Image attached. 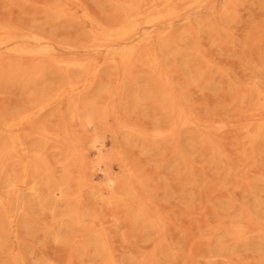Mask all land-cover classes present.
I'll return each mask as SVG.
<instances>
[{
  "label": "rangeland",
  "instance_id": "obj_1",
  "mask_svg": "<svg viewBox=\"0 0 264 264\" xmlns=\"http://www.w3.org/2000/svg\"><path fill=\"white\" fill-rule=\"evenodd\" d=\"M50 1L52 2L53 0H0V23H1L0 24V27L1 26L8 27V26H5V25H9L8 28H10L13 32H16V34L19 35V37H21L20 38L21 40L19 42L20 43H23V44L28 43L29 47L33 48L34 50L40 49V47L42 45H43V47L47 46V47L54 48L55 53L56 54L58 53L56 57H58L57 59H60V60H61V58L62 59H65L66 58L63 55H66L68 57L69 56L68 54H72L74 56L76 54L75 57L72 56V55H70V57H68L69 58V61L73 60L76 57L79 58L78 60H81V57L83 58L82 55L84 53H86V55L87 54H90L92 56V57L90 56V58H89V55H88V58L84 56V59L87 58L86 59L87 61L88 60L89 61H92L93 60V62H94V60L97 59V60H95V63L96 64L94 63V65H95V67H98L97 70H99L100 73H101V74L98 73V75L99 76L102 75V76L101 77L98 76V77L94 78L95 80L94 79L93 80H94V82L97 81L96 82L97 84L100 81V83L98 84V86L101 88L102 85H104L103 88H102V90H106L107 89L106 87H108L107 92H109V93L111 92V93L110 94L108 93L109 96L106 95L107 94L106 91H103L102 92V90L99 87H97V84L96 83L95 84L93 83L91 86H93V85H96V86H94L93 88L91 87L90 89H92V90L94 89V91L92 92V90L91 91L88 90L89 92L88 91H85L84 94L87 95V96H89L91 94H92V96L93 95L96 96V94H99L100 95L101 92H102L104 95L101 94V96L103 95L104 98L107 97L108 99L107 98L106 99H104V98L102 99L101 96H96V97H100L102 99V101H105V100H107V102L109 101L108 103H111V105L113 103V108H112L113 110L111 109V111H110V114L112 113L111 115H113V116L110 115L111 119L109 118V122H111V123H110V125H108L107 129L112 125V123L114 125L115 124V121L117 123H116V125H114V127H112L113 125L111 126L112 127L111 128L112 131H110L108 129V131L106 133V137H105V142H104V145L105 146H104V149H103L102 153L100 154V156H102L103 158H105L106 160H108L107 171L105 172V174L103 172H100V171H95L94 173H92V176L90 175L89 179L93 181V182L91 181V184H93V186H95V185H96L95 187L98 186L97 187L98 189L100 188V186L105 185V183H106V177L107 176L108 177H111L112 176L111 178H114V176H115V178H120V176H121L120 179H124L125 180L124 182H126V181L128 182L130 180V184H129V182L128 183L127 182L125 183V185H126L125 189L127 188L128 184L130 185V187L128 186L129 190L131 188L133 189V190H130L131 192L129 191V194H128L129 196L128 195H124L125 197L127 196V198L124 199L125 197L123 198V194H122V191H121L120 188H119V190L117 189L119 192L117 190L115 191V195L118 194L117 196H119V200H121L120 195L122 194V196H121L122 199L124 201H126V200L128 201V197H130L129 199H135L137 195H139V196L141 195L142 196L145 193V195H143L144 197H142L140 200H139V197H137L136 201L137 200H139L138 202H141L142 201V202H144V203L147 204L146 206H148L150 204L149 206L151 208H153L152 206H154V205L157 207L156 208L154 206V208H153V209L156 208L155 210H157V212H154L155 210L153 211V209H151V208H150L151 210L148 209L149 206L147 207V211L148 212L151 211L152 214L154 212L153 215L151 213H149L152 216L151 218H149L150 215H148L149 220H151V222H152L151 225L153 226V224L155 222H157L158 224L155 223V226L157 225L156 226L157 228L155 229V228L150 227L151 226L150 224L148 225V227H146L147 225H145V224H147V223L144 222V221H141V220L139 221V223L140 222H144L143 224L142 223H140V224L137 223L138 220H134L132 218L133 217L132 216V214H133L132 212H133V209L134 208H129L128 207L129 208L128 209L127 207H124V205H121L123 203L122 201L120 202L121 204H119V202H118L119 200H117L118 197L117 198L113 197L111 199V196H113L114 193H113V195L111 194V196L110 195L109 196L107 195L108 198L106 199V201H101L100 199H97L98 200L97 203L100 202V204L98 205V204L95 203L97 200L94 201L98 197H95V194L92 195V196H89V192L87 191L88 189L84 187V189H86V191L84 190L83 192H84L86 198L83 201V203L85 202L84 204L85 205L87 204V205L85 206L86 207L85 208L83 206V204L80 202L82 204V206L79 203L80 206L78 204L79 207H77L76 211H79V212L83 211L84 212L86 210H89V211H86L87 214H85V215L81 212L82 213L81 214V218H82L81 221H83V220H86L87 221V223H86V221L82 222V225L84 224L83 226L86 225L85 226V229L80 224L81 223V221H80L79 223H77L78 225L76 224L78 226V228H75L77 226L76 225H73L75 227H73V226H72V228L71 227H66L67 228L66 229V228H64L65 225H61V226H63V228H64L63 230H65V231L60 230L62 227L59 226V225H57V222L56 221H58L60 218L61 219H64L65 218L63 216H62L63 218L61 217V214H63V212L65 211V209H62L61 208V206L63 204V202H61L62 199L60 201H58L59 202L58 204H61L60 205V208L62 210H64V211H61V209L59 208L60 210L57 209L58 212L57 211L56 212H53L52 210L43 211L41 209L40 210L42 212L41 211L39 212V208L36 206V208L34 209L35 211H37L36 216L34 214L33 217L31 218V216L33 214V211H30V212H32V214L31 213L29 214L31 216H29L27 214V216L25 218V221H24V223L25 222H28V223L22 225V223H23V221H22L21 223L18 224V222L20 220L19 221L17 220L18 222H16L13 227L9 226L8 223H7V221H4V220H6L8 218V214H12V213H10L11 211H7V210L4 211L5 208H2L4 210H3V213H1L2 210H0V214L3 216L4 219L1 217V215H0V217L2 218V221H4V222H2L1 221V218H0V221L2 222V223H0L1 224L0 225V232H7L8 234L7 233H3V234L1 233L2 235L5 234L3 237H1V235H0V246L1 245H4V246H2L3 248L2 247L0 248V259H1L2 254H3V256L5 255V257H2V260H0V262L2 261L0 264H5V262L8 261V260H9L8 261V264L9 263L10 264H20V263L21 264H25L26 262H27V264H32V263L33 264H35V263L37 264V263H39L38 261H40V263L42 262V264L43 263L44 264L45 263L46 264H49V261H50V264H68V262H70L69 260H71V258H74L75 259V256L73 257V255H68L69 257L70 256H72V257L69 258L67 256V259L69 258L68 259V262H67V259L65 257L66 254H67L66 252L69 251V250L71 252L73 250L72 249L73 247H74V250L77 248L76 249L77 251L75 250V254L74 255H76L78 253V255L80 254L79 255L80 258H81V256L82 257L83 256H86V255H83V252L86 251L85 248L87 249V252L89 250H91L90 252H93L94 253V249H95L94 246H93V241L94 240L92 239L94 236L97 238V240L99 238V240L101 241L100 244L101 243L106 244L107 248L104 245V247H102V248L100 246V249L104 250V252L106 251V253H104V252H102V253L105 254L106 257L108 256L107 257L108 258L107 259L108 261L106 259L104 260V258H106V257L103 254H101L99 252H97V254H96V250H95V254H92V253L90 254V252H89V255L87 254L88 255L87 256V259H89L90 261L87 260L85 257L81 258V259H83V260H81L79 258V256H77L80 259V261H82V262L80 263L79 259L77 260V258H76V260L78 262H75L74 263L75 260L73 261V259H72V261H73V263L71 261L72 264H98V263L99 264L100 263L101 264H104L105 261L107 262L106 264H108V263L109 264L110 263L111 264H142V262H144L145 264H149L148 262H150V264H264V255L262 257V255L259 254L262 250H263L262 252H264V245H263L264 243L261 240V239H263V241H264V238H263L264 237V148H263L264 146H262V144L264 143V141L262 140L264 138H262V137H264V135H261L262 137L260 136L259 138H257L259 140V142H261V140H262L263 143L261 145H258L257 139H255L256 141L252 140L258 124L263 122V120H261L262 119L261 117L262 116L264 117V113H262V112H264V109H262L263 110V111L261 110V113L262 114H260V111H259V114H258V116L260 115L259 117L261 119L260 118L259 119H260L261 122H259V120L252 121V119H253L252 116H255L254 114L252 115V111L254 110L253 112L255 113V109L259 107V106H256V105H258V104L260 105L259 98L256 96V94L254 92V87H255V89L261 90L262 93H263V95H264V88H262V86L264 87V84H263L264 83V81H263L264 79H262V77L264 76V74H262V72L264 73V69L261 68V67L264 68V65H263L264 64V61L262 60V58L264 59V0H238L239 1L238 4H237V0H235L234 2H233V0H231V2H233L234 8H233V5L231 3L227 4L228 2H230V0H228V1L227 0H216V1H214V0H211V1L210 0L209 1L206 0L205 3L204 2L203 3L201 2L200 4H202V5L200 7H198V8L196 6L189 8V6H187V4H188L187 1H190V0H181V5H183V4H185V5L182 6L181 8H179L180 6H178L179 16H177L173 20H170V21H168L166 23V24L169 23L168 26H170V30H171L168 35H166L164 33L157 34V32H154L156 28L155 27L153 28V26H151V25H149L147 23L144 24L145 23V20H143V17H140L142 20L141 19H138V21H139V22H137V23H139V24H137V26L139 28L138 31H140L139 33H140L141 37H145L146 35L147 36L149 35V41H148V43L142 44L143 47L139 43L140 46H138V48L139 47H142V51H143V52H140L141 49L139 48L140 49L139 52H140V54L141 53L142 54H145L147 52H149V54L151 52L152 53L155 52L154 53L155 55L157 54L156 55V62L155 63L159 64V62H160L159 65L161 67L159 65H157L160 68L158 67L159 68L158 71H155V72H156V74L158 72L159 75L162 74V75L159 76V78L157 76L158 74L156 76H157L158 79L163 78V80H164L163 82H160L162 79H160V81L157 80L156 76H154L155 75V72L154 71H153L154 72V75L151 72V69L148 72L147 69L151 68V67H149L151 65L149 64L150 62H148L149 60H146L145 59V61H143L144 60L143 57H145V55L143 56L141 54L142 55L141 58H143L142 60H141L140 57L139 58L136 57L135 60L136 61H139V62H136V61L133 62V60H134L133 59L131 62H133L134 64L136 63V64L135 65L131 64V67H133V68H131V67H129V68H131L132 70L128 68V70H126V71L122 69V66L121 65H118L119 64V63H117L118 60L116 62H114L112 60V53H114V50L115 49H116L115 52H120L119 49H121V48H123V49H129L137 41L130 42V43H127L125 45L117 44V43H112V42L111 43L109 42L108 44H110V45H108L107 42H103L102 43L101 41H99V43H98V41H97L98 44H95L96 45V47H95V45L93 44V40H94L93 38H94V36H93V32L91 31V26H90L89 22L86 21L85 19H82L80 21L78 20V22H77V19L84 18V16L83 15L81 16L80 14H82L83 11H84V13H86L85 10L87 8H88V10H89V8L93 10V12L91 10H89V12L91 11L92 13L91 12H90V14H89V12L87 13L88 15H90L91 18H92V14L98 8H99V10H97L98 12H96V13H98L99 16L101 15L102 12L109 13V15L113 12L114 14H111V17H113V15H114L113 18H115V15L117 14L116 11H118V15L121 16L120 12H122L123 9L121 10L119 5L126 4L124 2L125 1L127 2L128 0H111V1L109 0V2L107 0L108 4L106 3V0H105V2L103 0H101V1L99 0L100 3H98V0H96V2H94V0H82V1H84V3H83L84 5L83 6H85L86 8L82 6V1L81 0L80 1L79 0H73V1L71 0L69 2H68V0H64L65 1L64 5L67 3L65 5L66 7L64 5L63 6H60L59 3H61V5L63 4V1L60 2L61 0L60 1L57 0V2H59V3H56V1L54 0L53 1L54 3L52 2L53 5H52V3ZM77 1H79V2H77ZM115 1L116 2L118 1V2L116 3ZM185 1H186L187 4L185 3ZM76 2H77V4H75ZM182 2H184V3H182ZM212 2H214L215 5L214 4H211ZM47 3H51V4L49 5ZM69 3H70L71 6L70 5L68 6ZM71 3H73V4H71ZM102 3H103V5H101V6L103 7V9L100 10V8H102L100 6V4H102ZM110 3L111 4L113 3L112 5H114V8L115 9H112L113 7L110 8L112 6ZM98 4H99L100 7L99 6L98 7H95V5L97 6ZM105 4L107 6H110V5L111 6L110 7H106ZM117 4H118V6H116ZM207 4H209L208 7L206 6ZM210 4H211V7L212 8L209 7ZM226 4H227V6H226ZM235 4H237V7H236ZM51 5H52V7L50 9V6ZM57 5H59V6H57ZM176 5H175V7L177 8ZM178 5H180V4H178ZM204 5H205V7H204ZM212 5H214V7ZM47 6L49 8H47ZM53 6H55L58 9V11H61V10H59L60 7L62 9L65 8V10H68L69 13H67V14L65 13L66 15H68L67 16L68 18L67 19L65 18L66 15L63 12H61V15L64 14L65 16L64 15H63L64 17L60 16V13H58L57 11H55L56 8L54 10H52L54 8ZM79 6H81V7H79ZM223 6H226L228 8L223 7ZM230 6H232V7H230ZM94 8H96V9H94ZM104 8H105V10H104ZM107 8H110L111 10L109 9L110 11L107 12ZM204 8H206V9L208 8V10H205ZM44 9H46V10H44ZM213 9H214V11H213ZM223 9H224V11H223ZM221 10H222V14H221ZM99 11H102V12L99 13ZM50 12L51 13H53V12L58 13V15H59L58 19H60V21H58V19H57V16L58 15L55 14V13L53 15L56 16L55 18L57 20H55V18L52 19V17H49L51 15ZM115 12H116V14H115ZM223 12L225 13V16H223ZM231 12H232L233 15H231ZM72 13H74V14H72ZM104 13H102L104 15L103 16L104 18H106V16H109L108 14H104ZM197 13H198V15H197ZM206 14H207V16L209 14L210 15L207 17V16H205ZM227 14H230V15H227ZM73 15H74V17H73ZM98 15L94 16L93 19H95V17L96 18L98 17V19L100 18L99 21L102 20V19H104V18H102V15L100 17ZM217 15L220 18H218ZM120 16H117L118 19L120 18L118 21L115 20V19H112V18L107 19L108 17L106 18L107 19L106 21L107 22L108 21L109 22L111 21L112 23L115 21L114 24L117 25L116 23L117 22H120V20L122 19ZM204 16H205V18H204ZM69 17L71 19H69ZM209 17H211L210 18L211 24H210V21L209 20L207 21V19H206V18L209 19ZM227 17H228V20H230V21H225V23H227L228 25L227 24L225 25L224 23L221 24V22H224V20H227ZM230 17H232V18H230ZM62 18H65L66 21L68 22V23L65 22V23H67L65 25V28L67 26L66 29H68V26H69V29L72 27L70 30H67L66 31V29L63 27L64 25L63 24H60V22L61 23H64V22H62L63 21ZM74 18L75 19L77 18V19L74 20ZM220 19H222L223 21L222 20L219 21ZM53 20H54L55 24L58 23V24H60V26L63 25L61 27V29H60V27H58V24L56 25L57 26V28H56V26L54 25V22L50 25V23ZM70 20H74L75 22H77L76 25H78V23H80L79 24L80 26L78 25L79 28L75 25V22L74 21H73L74 23L72 25V23H70L71 22ZM83 20H84V22H83ZM174 20H176V21L174 22ZM4 21H6V22H4ZM96 21L99 22L97 19H96ZM104 21H105V19H104ZM202 21L204 23L205 22L206 23L209 22L210 25L208 23L207 24L206 23L205 24L204 23H201ZM109 22H108L107 25L103 21L102 22L100 21L99 23H101V24L104 23L103 25L105 27H107V26L110 27L113 24L111 23L110 26H109ZM213 23H215V25H213V26H216V27H211ZM11 24H13L16 27H14L13 25L11 27L10 26ZM42 24L44 25L43 28H44L45 31L42 28ZM203 24H204V26L206 25V27L209 28V29H207L206 27L202 26ZM32 25H34V27ZM37 25H40L41 27H39ZM52 25H54V26H52ZM146 25H148L149 27L146 26ZM47 26L49 28L51 26V29L56 28V29H54V30H56V32L59 29V31L57 32L58 34L54 30L51 31V30L47 29L48 28ZM73 26H74V28H73ZM75 26L79 30H77V28ZM140 26H142V27L140 28ZM80 27H83V28H80ZM161 27L162 26H159V28H158L157 31H159L160 29H162ZM18 28H19V31L17 30ZM32 28H34V29H32ZM35 28H36V30H35ZM62 28L65 29V30H63ZM174 28H176V29L173 30ZM213 28H215L214 30L217 29L218 32H219L220 29L222 30V28H223L224 30L220 31V35L222 36V35H224V34H226L228 32V37H227V35H224L225 38H221L220 36L218 37V34L219 33L216 31V33H218V34L216 35V37H214V36L213 37L214 38H218V39L216 40V39L210 38L211 36L209 37V35L207 36L206 34H209V32H210V34L211 33L212 34H216L215 31L213 30ZM218 28H219V30H218ZM225 28H227L228 31ZM82 29H84V32L87 31V32H85L87 35L85 33H83V37L85 35L88 36L87 39H89V41L87 43L84 41V40H86V39H84V38H86V36L84 38L83 37L82 38L80 37L82 35V31H83ZM87 29H90V30H87ZM178 29H180V30H178ZM204 29H205V31L208 30L207 31L208 33L202 34L205 31L202 32L201 30H204ZM210 29H212V30H210ZM60 30H62V31H60ZM146 30H148V31L146 32ZM196 30H199V32L196 31ZM49 31H51V37L52 38H55L54 41H52L53 39L51 40ZM63 31H66L67 33L66 32H63ZM89 31H91V33H92V34L90 33L91 35L89 34ZM180 31H182V32H180ZM185 31H187V32H185ZM195 31L198 32V33L195 34ZM225 31H226V33H225ZM20 32H22V33H20ZM37 32H38V34H37ZM41 32H43L44 34H42ZM150 32H151V34H150ZM190 32H192V34ZM222 32H224V33L222 34ZM53 33H54V35H58V36L56 37V36L52 35ZM173 33H175V35ZM188 33H190V34H188ZM39 34H42V35H39ZM181 34H184L185 36L183 35L184 36L183 37V36H181ZM201 34L203 35V37H202ZM47 35L50 38V40L48 39V41H47V38H48ZM59 35L61 37L59 39H57L59 37ZM76 35H78L79 37L76 36ZM178 35L180 36V38H177ZM199 35L201 37L200 40L202 41V43H201L200 40H198ZM42 36H44L45 38H43ZM91 36H93V38ZM158 36H159V38H158ZM172 36H173V38H172ZM35 37L42 38L43 43H42V41H41V43L35 41V39H34ZM64 37H66L64 39V41L61 40ZM89 37H91V38H89ZM195 37H196L197 40L195 39ZM205 37H207V38L205 39V42H204V39L202 40V38H205ZM71 38L73 39V41H72ZM77 38H79V39L81 38V40L84 39L83 40L84 41V44H87L86 45V48L83 45V41H81L79 44H77L78 43L77 42ZM184 38H188V39H184ZM219 38L224 39V40H221L220 41ZM227 38L229 39V42H228ZM56 39H57V41L59 40L58 42H60V44L58 42H55ZM177 39H178L179 42L177 41ZM181 39H182V41H181ZM211 39L212 40H216L217 43L215 41H213V42L210 41ZM68 40L70 41V42H68L69 45L67 44V41ZM74 40H76L75 43L77 42L75 45L73 43ZM186 40H188L187 42H189V44H187V43L185 44L184 43V45H183V41L186 42ZM222 41L223 42L227 41L228 43H226V42L223 43ZM53 42H55V43H53ZM64 42H66V43H64ZM95 42H96V40H94V43ZM100 42H101V45H102L101 47L99 45ZM196 42H199V43L195 44ZM219 42H222V44L221 43L219 44ZM70 43L71 44L73 43V44L70 46ZM89 43L91 45V48H90V45L88 46ZM104 43L107 44V45H105ZM203 43H206V44H203ZM52 44H53V46H52ZM201 44L204 46V49H203V46H201ZM103 45H105V46H103ZM116 45H118L119 47L116 46ZM186 45H189L190 48H188V46H186ZM54 46H56L57 49ZM76 46H78V47H76ZM123 46H125V47H123ZM152 46L154 47V49H153ZM179 46L182 48V50L179 48L180 51H181L180 52V55H179V49L177 48ZM193 46H195V47L193 48ZM59 47H62L63 49L62 48H59ZM88 47H89V49H87ZM145 48L147 49V51H146ZM176 48H177V51H178V54L177 55H176ZM184 48H187V50L184 51ZM191 48L194 49L195 51L192 50ZM196 48H198L199 50L196 49ZM58 49H60V51ZM190 49L192 50L193 54L198 50L197 52H199V53L196 52L195 53V56H196V54H200V55H197L198 57H195V59H197L196 61H195V59L193 57L194 55L192 54V52H190L191 51ZM56 50H57V52H56ZM65 51H66V53H65ZM106 51H107V53H106ZM186 51H187V53H186ZM62 52H64V53H62ZM93 52L96 53L95 54L96 56H93L92 55ZM139 52H138V54H139ZM189 52H190V55H193V56H189V54H188ZM204 52H206V54ZM181 53H182V55H181ZM78 54H80L81 56L80 55L78 56ZM97 54H99V55H97ZM140 54L138 56H141ZM183 54H184V56H183ZM107 55H108V57H107ZM205 55H207V56H205ZM59 56H61V58ZM71 56L74 57V58H72ZM186 56H187V60H185L186 59ZM205 57H210V59L205 58ZM35 58L36 57H33L32 60H35L34 62H37L38 63V61L40 59L38 60L37 58L36 59ZM68 58H66V59L68 60ZM189 58L190 59L193 58L194 61L192 59H191L192 60L191 61ZM28 59L31 60L30 58H28ZM137 59H139V60H137ZM247 59H248V61H247ZM29 60H27L25 58V61L26 62L25 61L24 62L27 63V62H29ZM103 60L104 61L108 60V62L107 63L106 62L104 63ZM209 60L212 63L209 62ZM261 60H262L263 63L261 62ZM45 61L46 60H43L42 59L41 60V64L44 62L43 65L44 64H47L45 66H48V63L49 62L48 63H45ZM172 61H173V63H172ZM176 61L179 64H177ZM186 61H188V62H186ZM190 61H191V63L193 62L192 64L194 65V67H195V65L198 66V69H196L197 67L194 68V69L198 70V73L199 72L202 73L203 70L206 73H207V71L209 72V70H207V67H206L207 64H208V67L209 66H215V67H214V69H213V67L210 68L212 70H211V72H209L210 74H208V76H206L207 74L204 75L205 73L204 74L202 73V75H200L201 73L198 74L197 71H196V73H195V71L192 73L191 70H193V68L191 67V63L189 64ZM203 61L204 62L206 61L207 64L206 63H202ZM30 62H33V61H30ZM30 62H29V64H30ZM52 62H54V61L51 60L50 61V64L54 66V63L52 64ZM101 62H102V64L104 63L105 65H103V66L100 65V67H99V64ZM110 62H112L114 65L112 63H110ZM140 62L143 63V67L142 68H144V67L146 68L149 65L148 66L149 68H146V69L144 68L147 71V73H148L149 76L146 74L145 70L141 68L142 64ZM145 62H147L148 64H146ZM39 63H40V61H39ZM139 63H140V65H138ZM33 64H35V63H33ZM50 64H49V66H50L49 68H51V70H50L51 73H49V71H48L49 69L48 68H47L48 69L47 70V69H45V66H43L44 70H47L49 74H52L55 71V69H56V71H55L56 75H55V73L52 74L53 75V79L51 77L52 75L51 76L50 75H45L46 77L47 76L48 77L46 78V80L45 79L44 80L46 81V83H48V84L50 83L49 84V89L48 88H45V90L47 89L49 92L46 90L48 93L46 91L44 93V86L45 85L42 86L43 84H41V83H43L42 82V81H44L43 80V77H45V76L43 75V77H41V79H39V77L42 76L41 74H45L46 71H41L42 73L41 74L39 73L40 75H34L33 74V77H32L33 79L32 80L30 79V81H29L30 83H32L33 80H35L34 79L35 77H37L36 79H39L38 86H39L40 89L37 88V82L36 83L34 82V84L32 83V85H31L32 87H31L30 91L32 92V95L33 96L34 95H37L38 92H39L41 95H43V97H46V95H47V97H50V96H53V94H55L56 92L62 90L64 87H66V84H65L66 83V79L65 78L62 79L63 76L60 75V72H59V74L57 73L58 71H62L61 68L63 66L59 67V65L56 64L53 67ZM171 64L172 65H175L177 67L172 66ZM181 64H185L186 66L189 65L188 66V70L191 67V70H189V72H188L190 74L192 73L191 74L192 75L191 78H190V74H188V73H187V75H189V76L186 77V72L185 71H188V70H184L186 66L185 65H181ZM204 64H206V65H204ZM259 64H261V65L259 66ZM112 65H113V67H112ZM247 65H250V66H247ZM115 66H116V69L118 68L117 70H115ZM134 66H135V69H134ZM170 66L173 67L172 69L177 68L175 70L176 71L178 70L177 71L178 73L177 72L174 73V70H172L170 68ZM56 67H58V68H56ZM136 67H137L138 70L136 69ZM205 67H206V69H205ZM254 67L256 68V70H255ZM59 68H60V70H57ZM108 68L109 69L112 68L113 71L115 70L114 71V74L115 75L112 74L113 71L110 69L112 71L111 72ZM202 68H204V69L202 70ZM253 68H254V70H252ZM105 69L108 70L107 73H105L106 72ZM250 69H251L252 72H250ZM129 70H130V74H129L128 77H130V78H128V79H130V80H128L127 79V76H125L127 72L129 73ZM168 70H172L173 72H171V73H173V75H176V74H179V73L181 74V72L183 74V72H184V74H183L184 76L182 75L184 78L180 74L179 75H176V76H180L181 79L182 78L184 79V82H183V80L181 81V82H183L182 85L184 86V88H183V86H181V84L179 85V83H178V82H180L181 79H179V81H177L178 79H177L176 76L175 77H172L171 73H169V74L167 73ZM101 71L102 72L104 71L103 72L104 74H102ZM124 71L126 73H123ZM109 72H111V73L108 74ZM133 72H135V73H133ZM141 72H144V73H141ZM168 72H170V71H168ZM253 72H255V73H253ZM48 73L46 72V74H48ZM128 73H127V75H128ZM132 73L134 75L133 77L130 76ZM164 73H167L168 75L167 74L165 75ZM248 73H250V74L248 75ZM252 73H253V77H251ZM144 74L146 75V77L144 76ZM254 74H256V75H254ZM258 74H260L261 77L260 76L258 77L257 76ZM2 75L4 76L6 74H1V76ZM113 75L116 76L117 82L115 81V78H113L114 77ZM193 75H195V76L198 77L197 78L198 80L196 82H193L196 79V77H195V79H193ZM209 75H210V78H209ZM1 76H0V78L2 80L0 79V106H1L0 107V114H1V112L4 111L3 113H5V111H6L5 114L7 116L8 115L11 116L12 115L11 113L14 114V113L19 112L22 109V106L24 108L29 100H31L33 98H36V97H38V95H40V94H38L36 97H33L32 96L33 98L31 96H29L28 95V92H29L28 89L30 88V84L25 83L23 81L24 79H21L20 77H19L20 78V81L18 83L15 82V81H18L19 78H18V80L11 79L12 82L14 81L15 84H17V85H15L11 81H10V83L9 82L8 83L5 82V81H8L9 80V79H5L8 76L3 77L5 79V81H3L4 79ZM54 76L55 77L57 76L56 79L54 78ZM108 76L109 77L111 76V78H109ZM142 76H144V77H142ZM203 76H206L208 78L206 79ZM249 76L251 78H246V77H249ZM58 77H61V78H58ZM117 77H118V79H117ZM138 77L140 79H138ZM188 77L190 78V81H191V83L188 82L189 85L186 82L187 80L189 81V78ZM9 78H11V77L9 76ZM14 78H16V76H14ZM57 78L59 80H57ZM75 78H74L75 80L78 79V77H75ZM103 78L104 79L107 78L106 80H104L105 83H103ZM134 78H136V80H133L132 81V79H134ZM141 78H145V80H149V81L150 80L151 81H155V84L153 82L152 83L151 82H148V84H147V81H146V85H147L146 86L145 85V82H144L145 80L144 79H141ZM167 78H168V81L170 80V82L167 81ZM173 78H175V79H173ZM185 78H187L186 81H185ZM202 78L205 79L204 82L205 83L207 82V84H205L203 81H201ZM123 79H126L127 80V81L126 80H124V81L126 82L125 85L127 84V87L128 88L126 86H123V84H124ZM199 79H201V80H199ZM208 79H211V80L208 81ZM246 79L247 80L249 79L248 82H246L247 81ZM21 80L24 82L23 83L24 85L21 84L22 86L21 85L19 86ZM60 80L63 82V84L61 82H58ZM120 80H122L123 82H121ZM138 80L139 81L141 80V81L138 82ZM244 80H245L246 83H249V84H246L245 83V85H244ZM250 80H251V82H250ZM64 81H65V83H64ZM130 81H132V82H130ZM135 81L138 82V83H141L143 81L141 83L142 85L144 83V88H143L144 90L141 88V90H143L142 93H139L141 91L140 90V87H142V86H140V84L138 86L137 85L138 83L135 85V83H136ZM172 81H173L174 84L172 83ZM175 81H177V82L175 83ZM198 81H200V82H198ZM55 82H57V83H55ZM46 83H44V84H46ZM113 83L116 84L117 87L119 86V88L115 87L116 85L113 86ZM132 83L134 85L133 86H130V85H132ZM149 83L151 85L153 84L152 85L153 87L151 85H149ZM163 83H165L166 85L163 84ZM195 83L196 84L204 83L205 86H203L201 84V86L199 87L200 84L199 85H196ZM233 83L240 84V86L238 85V89L236 88L237 84L235 86V84L233 85ZM242 83H243V86L244 87L242 86ZM39 84H41V85H39ZM48 84H46L45 87H47ZM106 84L107 85L110 84V85L107 86ZM157 84L160 85V87L158 86V88H156L157 87ZM169 84H170V86H169ZM230 84H232V85H230ZM148 85H149V87L151 86L150 88H154L155 90L150 89L148 87ZM175 85L176 86L179 85V87L177 86L178 89H176L177 87ZM229 85L231 86V88H230ZM24 86L26 88L27 87L28 88L26 89ZM33 86H35L34 87L35 90H34ZM110 86L112 87V90H111V87ZM134 86H137L140 91L137 92L138 91L137 87L135 88L136 90L134 89L135 90L134 91L132 89ZM145 86L148 87L150 91H148V88H146ZM171 86H173V87L170 88ZM104 87L106 89H104ZM129 87H130V90L132 89L131 91L130 90H127V89H129ZM234 87L236 88L235 91L237 93L234 91V89H235ZM240 87H241V89H240ZM252 87H253V90H252ZM32 88H33V91H32ZM98 88H99V90H98ZM160 88H162V90H165V92H167L170 89L169 90V93L170 92L171 93L169 94L168 92L165 93L164 91H160L161 90ZM179 88L180 89L183 88V89H181V91L183 90L182 91L183 93L180 91ZM229 88H230V90H229ZM117 89L119 91V92L117 91L118 93H116V90ZM246 89H248V90H246ZM24 90L25 91L27 90V92H25ZM40 90H42V92ZM145 90H147V91H145ZM151 90L153 91V93H151ZM156 90L159 93L162 92L161 96H160L159 93H156V95L158 94L157 96L160 97V99L158 98L159 100H157L156 99L157 97L154 95V91H156ZM34 91H37V94ZM99 91H100V93H99ZM127 91H130V92L133 91V94L134 95L137 94L136 96H138V97H139V95H138V93H139L140 96L142 97V95H143V97L142 98L139 97V99H137L138 97H136L133 94H131V97H134V98H131V97H129V94L130 93L129 92L127 93ZM177 91H179V92H177ZM231 91H233L232 93L235 96H233V94L231 93ZM238 91H240V92H238ZM247 91H248V93H247ZM24 92L27 93L26 95L28 97L24 95ZM31 92H29V93H31ZM134 92H137V93H134ZM147 92L149 94V97H146V95H145V94H147ZM42 93H44V94H42ZM93 93H96V94H93ZM114 93H116V96L114 95ZM125 93H127L128 95L125 94ZM177 93H179L180 95H177ZM245 93H246V95H245ZM253 93H254V95H253ZM49 94H52V95L49 96ZM123 94H124V97H126V95H127V98L129 97L128 99H129L130 102H131V100L133 101L135 98L138 101L134 100V103L132 102V104L130 106L129 105L130 103H129L128 99H126L127 102L126 101L125 102L128 105L125 106L126 103L123 100L124 99ZM151 94H153V96ZM163 94H164V96H163ZM182 94L184 95V97H183L184 98V101L182 100L183 98L181 97ZM117 95H119V96H117ZM168 95H170V97ZM172 95H173L172 98H174V96H175L174 100L172 99V102L173 103H177L178 102L179 105L177 104V106H176V104H175V106H174V107H176L174 109L175 110L174 111L175 113L174 114L172 113V115H174V118H171L170 119V117H173V116H168V112L166 111L165 105L163 106V104H165V100H166L165 99V96H166V98H171ZM111 96H112L113 99L111 98ZM151 96L154 97L155 99H153ZM176 96H178V98ZM237 96H238V98H237ZM23 97H24V99H22ZM26 97L29 100H26L27 99ZM29 97H31V98H29ZM40 97H42V96H40ZM121 97H123V99ZM231 97L232 98L234 97L235 99L233 98V100H232ZM247 97H249V99H247ZM120 98H121V100H119ZM150 98L153 99V100L151 99V101H152L151 103L154 104L151 107L153 108L155 106V108L153 109V112H151L152 110L149 109L150 105H152L150 103V101L148 100ZM140 99L142 100V102L138 103ZM145 99L147 101H145ZM163 99H165V100H163ZM244 99H245V101H244ZM25 100H26V102H25ZM242 100H243V102H242ZM249 100H251V101H249ZM18 101H21V102H18ZM157 101H159V102L161 101L162 103H159L158 102L159 104H157ZM16 102H18L17 104H19V106L21 108H19V109L18 108H15L14 109L15 106L18 107V105H15ZM24 102H25V104H23ZM123 102L125 104H123ZM148 102H149L150 105L148 104ZM244 102L245 103L248 102L247 103L248 105H246ZM249 102H250V104H249ZM117 103H118V105H117ZM141 103H143V104H141ZM144 103H147L148 105L146 104V106H145ZM183 103L185 105H183ZM236 103H237V105H236ZM252 103H256V105L255 104H252ZM12 104L14 106V107L12 106L13 107V110L11 109L12 108L11 107ZM134 104L136 105L135 107H138V109L134 107ZM139 104H141L142 107L139 108ZM156 105H159V107L161 105L162 106L159 109V107L157 106L158 107L157 108ZM182 105L184 107H186V108L185 109L182 108L183 107ZM252 105L254 107H252ZM116 106H119V107L121 106V107H120V109H118L119 107H116ZM128 106L130 107V109L128 108ZM143 106H145V108L148 109V110H146L145 108L143 109ZM178 106H180V107H178ZM249 106L251 108H253L252 111L247 110ZM126 107H127V109H129V111L127 110L126 112L129 113V114H131V115H133L131 118L129 117V114H125L124 113V108H126ZM163 107H164V111L162 110ZM244 107L247 108V109H245ZM156 108H157V111L158 112L162 111L163 112V115L167 113V115H166L167 117L165 115L163 117L161 115L162 112L158 113L156 111ZM179 109L180 110L181 109H184L183 110L184 111L183 112V115H185V116L188 115L189 117H190V115H192L193 118L191 116L190 119H189V117L187 116L188 118L187 117L186 118L189 119L188 121H187L186 118H185L184 122L181 121L179 119V117H177V113H176V110L178 112ZM14 110L15 111L16 110H19V111H16L15 112ZM130 110H131V113H130ZM185 110L189 111V114L190 113L191 114L190 115L189 114H186L188 112H185ZM12 111H14V112H12ZM140 111L142 112V114H140L141 113ZM247 111H250V112H247ZM116 112H117V115L118 114L121 115L120 116L121 121L120 120L119 121L117 120V118H119L118 117L119 115L116 117L115 116L116 115ZM132 112H133V114H132ZM143 112H144V114H143ZM146 112H148V114ZM256 112H258V111H256ZM134 113H137L139 115L134 114ZM237 113H239L240 116H237ZM243 113H244L245 116H248L249 115L248 113H251V116L249 115L248 118H246L247 119L246 121L250 120L251 117H252V119L250 121L246 122L245 119H244L245 116L243 115ZM246 114H248V115H246ZM1 115L3 116L4 114H1ZM160 115L162 117H160ZM242 116L244 118H242ZM112 117H114V118H112ZM123 117H126V119L129 118V122H126V124H125V122L122 121V120L125 119ZM165 117L168 118L167 122L170 120L169 123H165L164 124V121H166V118ZM238 117H240V120L243 119V121H244V122H242V121H239L238 120L239 122H242L239 125H238L239 122L237 123V119H239ZM255 117H257V115ZM115 118H116V120H115ZM137 118H139V119H137ZM162 118L163 119L165 118V120H163ZM191 118L193 119V121H192ZM57 119L58 118H54V119L52 118V123L55 120H56L55 122L57 123ZM131 119L132 120L133 119L136 120L135 122L132 121L134 123L138 122V123H136L134 125H135L136 128H138V131L140 132V134H138L139 132L137 131L136 128H134V125L133 126H130L129 128L127 127V126H129L127 123H129L131 125V123H132V122L130 123ZM153 119L154 120L157 119V121H155V122L153 121L152 122ZM172 119H174L175 121H177V120H179V121H177V123L174 121V123H175L174 124ZM194 119L196 121H194ZM255 119H258V117L255 118ZM127 121H128V119H127ZM55 122H54V124H55ZM120 122H122V125L123 126L126 125V127L125 126L123 127L122 125H120ZM156 122H158V123H156ZM188 122H190L192 125L190 123H189L190 125L187 124ZM193 122H195V123L197 122L196 124L194 123L195 126H193ZM245 122H246V124L250 122V124L249 125L248 124L247 125L246 124H243ZM145 123H147V124H145ZM152 123H156L157 125L159 124L160 125V126L158 125L159 129H157L158 127L155 124H152ZM185 123L188 126H192L194 129L188 130V128H192V127H188L187 128V125ZM137 124H140L141 126L140 125L137 126ZM142 124L145 127L148 126L149 129L148 128L147 129L146 128H143L144 126H142ZM167 124H168V126H172V124H174V125L169 128V127H165V126H167ZM169 124H171V125H169ZM176 124H177L178 127L176 126ZM179 124L181 126L183 124H185L186 127L183 128L184 125L182 127L181 126L179 127ZM199 124H202L203 127H200L201 125H199ZM241 124L242 125H245V126H242ZM254 124H256V126ZM154 126H155V128H154ZM175 126H176V128H175ZM197 126L200 127L199 129H201V130H199L197 128ZM131 127H133L134 129H136L135 131H137V132H134L133 131L134 129L132 128L133 129L132 130ZM162 127H163V129H162ZM204 127H205L206 130L204 129ZM250 127H252V128H250ZM125 128H127V129H125ZM150 128H151V130H150ZM160 128L163 130L162 132H161V129ZM164 128L165 129L166 128H169V130L171 128H173V129H171L172 132H170L168 129H167L168 131L167 130H164ZM177 128H178V130H176ZM202 128L204 129V131H203ZM117 129L118 130L121 129L119 131L120 133L121 132L122 133L123 132H126L127 130H129V132L130 131H133L134 132V133L133 132H131V133H127L126 132V137H127L128 134L130 136L135 137L136 136L135 133L137 134V136L143 134V136L145 138H147V137L150 138L151 137L150 140H149L150 143H151V139L153 137L155 139V140L152 139L153 140L152 141V144L154 143L153 144V147H152V145L150 143H146V142H148V139L144 140L145 138L142 137V136H140V137H142L143 139L138 136V138L135 137V139L133 137H132L133 139L130 137L132 139V140H130V138L128 137L129 138V141H128L127 138H126V141H125V137H123L125 134L124 133H123V135L120 134V135H122V137H121L119 135ZM123 129H125L126 131L123 130ZM156 129L158 131H160L161 133L164 132L163 133L164 136L160 132H156L157 131ZM185 129L188 130V132H185L186 134H188L190 131L193 132V131H196L198 129L196 135H194L195 132H193V135H191L193 138L195 137V139H193L192 137H190L189 138L190 140H189L188 137L190 135H188V137H187L185 133L179 132V130L185 131ZM237 129L240 130V131H238ZM140 130H143L144 132L143 131H140ZM113 131H114V136H113ZM145 131H147V133H145ZM150 131H152V133ZM175 131L176 132L178 131L177 132L178 134L177 133H174ZM200 131H203V132H200ZM108 132L109 133L112 132V133H110L113 136L112 138H111V136H109V133ZM115 132H117V137H116V133ZM141 132H142V134H141ZM149 132H150L151 135H149ZM166 132H170L171 134L170 133L168 134ZM192 132H190V134ZM87 133L88 134L85 135V137L91 135V133H90V135H89V132H87ZM153 133H155V135L157 133L156 136H159L158 134H161L162 136L161 135L159 136L160 137V140L157 139L158 141L156 142V138H155V135L153 136ZM172 133H174V134H172ZM203 133H207L208 135L207 134H203ZM239 133L240 134L243 133V136L240 135ZM244 133H245V135H244ZM262 134H264V132ZM166 135H169V136L172 135V136L169 138V136L166 137ZM173 135H176V136H173ZM179 135H180V137H179ZM184 135L186 137H184ZM197 135L200 136V140H202V141H200L198 139L199 136H197ZM238 135H239V137H238ZM114 137H115V139L117 138L118 140L116 139L117 141H115L114 140ZM161 137L163 139H164V137H165V139L166 138H168V139L173 138L171 140V142L170 141L169 142L170 143H173L174 141L175 142L173 144L166 145L164 143H166L168 141L163 140ZM183 137H184V139H183ZM202 137H206V139L208 138L209 141L207 140V144L204 143L205 140H203ZM242 137H245V138H242ZM122 138H124V139H122ZM178 138H179V140L180 139L184 140V141L180 140V141H182L184 143H182V144L179 143L180 141H177ZM209 138L212 140L213 143L211 142V140ZM174 139H176V140H174ZM239 139H241V140H239ZM134 140H135V143L136 144H138L139 142H140V144L139 145L134 144ZM161 140L164 141V143ZM118 141H120L121 147L122 146L124 147L121 150H119L121 147L119 148V146L117 144ZM187 141L189 142L188 143V146L189 147L191 146L192 149H190L188 146H186L187 145ZM191 141H193V142L191 143ZM199 141L201 142V145L202 146H200V144L198 143ZM251 141H252V143H250ZM132 142H133V144H130ZM253 142L256 143L254 146L257 145V147L260 150L255 149V147L253 145H251V144H254ZM113 143H115V144H113ZM127 143L129 144L128 145L129 147L128 146L127 147L125 146V144H127ZM141 143H142V145H141ZM178 143L180 144V146L178 145ZM244 143H245V145H244ZM144 144H146V146H144ZM147 144L150 145L151 148ZM208 144H210V146ZM211 144L212 145L214 144L213 146L217 147L218 149L215 148V147H213ZM239 144H240V146H239ZM246 144H248V145H246ZM113 145H115V146H113ZM182 145H184L183 146L184 148L182 147ZM194 145H196L195 148H193ZM203 145H208V146H204L205 147V149H204ZM141 146H142V148H141ZM165 146H168V147H165ZM170 146L173 147L171 150L168 149ZM178 146L180 147V149L181 148H183V149L180 150ZM84 147H85V144H84ZM145 147H146V149H145ZM201 147H203V149ZM206 147H208V149ZM252 147L255 150H253ZM85 148H87V149L89 148V150H88V153L89 154H87V156L90 157L89 159L86 157L88 160L85 159V162H88L87 164H88L89 168H91L92 167V164H94L93 163L95 161L94 159L95 158L97 159V157H99V155L97 156L96 154H94L93 153V150L91 149V147L88 144H87V147H85ZM114 148H115L116 152H115ZM188 148L190 150H188ZM213 148H215L217 151L219 150V152H221L222 154L221 153L218 154V152L215 149H213ZM247 148H250V150H248ZM174 149H176V151ZM177 149H178V151H177ZM246 149L248 151H246ZM113 150H114L115 154H117L118 152L119 153L121 152L122 155L126 154L127 157L126 156L123 157L122 155H120L118 153L117 154V157H119V158L117 159L116 155L114 156V154H113L114 153ZM183 150H185V151H183ZM206 150H208L210 152L207 153L208 151H206ZM214 150L216 151V153H215L216 156L214 155ZM84 151H87V150H84ZM122 151L124 152V154H123ZM173 151H175L176 153L178 152L180 154H178V153L176 154ZM181 151L184 152V153H182ZM252 151H254V154L252 153ZM188 152H189V154H188ZM250 152H251V154H250ZM247 153L250 156L249 158L246 157V156H248ZM112 156L114 158H112ZM184 156H186V157H184ZM217 156H220V157H217ZM175 157H178V158H175ZM179 157H181L183 160H185V159L186 160L183 161ZM245 158L247 160H244ZM187 160H189V161H187ZM182 161L185 162V163H183ZM121 163H122V165L119 166ZM128 163H130V164H128ZM123 164H125L126 167ZM132 165L135 166L134 171L130 170L133 167L129 168ZM119 168H121L122 172H121V170ZM126 168H127V170L129 169V171L125 172L126 171ZM91 170L88 173L93 172ZM134 172H136V173H134ZM125 174L128 175V176H126ZM131 174H132V176H131ZM135 174H139V176L142 175V177H146L147 178L146 184H145V181H144L146 178H142V177H139V176L136 177ZM184 174L186 176V179L184 178L185 177ZM74 175H76V173ZM117 175L118 176L120 175V176L119 177H116ZM128 177H129V180H128ZM134 178H136L137 181ZM183 180H184V182H183ZM131 181H132L133 184L131 183ZM135 182H137L138 185ZM0 183H2V182L0 181ZM134 184L137 185V187L139 186L138 189H137V187ZM132 186H134V187H132ZM139 189H140V191H138ZM252 190L254 192H252ZM141 191L144 192V193H142ZM119 193H121V194H119ZM134 193H135V195H134ZM148 194H149V196L147 197ZM132 195H134V196H132ZM131 196H132V198H131ZM68 197L70 198V195ZM68 197L65 198V199H67L70 202L72 200V198H71V200H69ZM89 197L90 198L93 197V199H90ZM149 197L152 198L151 201H152V203L154 205L151 204V203H149V204L147 203V202H151ZM256 197H257V199H256ZM114 198L116 199L117 202L115 201ZM148 198H149V200H147ZM254 198H255V200H258V201H254ZM65 199H64V202H65ZM142 199H145V201H143ZM91 200H93V201H91ZM109 200H113V202L112 201H110V203L107 202ZM103 202H105L104 203L105 205H107V203L110 204V206L107 205L106 207L109 206L111 208V206H112L111 204L113 203L116 206V210L119 211V210H122L123 209L124 211H120L121 212V215L119 214V216H118L117 213H120V212H117L116 210H114V209L111 208L113 210V212L114 211L116 212V215L117 216L115 217V213L113 214V212L110 211L111 209L109 210L108 208L104 207ZM115 202H116V204H115ZM256 203H258L259 206H257ZM101 204H102V206H101ZM63 205H65V204H63ZM94 205H96L95 207L98 206L97 210H99V212L96 210L95 207H93ZM117 205H118L119 208H117ZM121 206H123V208H121ZM255 206H257V207L255 208ZM62 207L64 208V206H62ZM80 207H81V211L78 210V208H80ZM99 207H101V208H99ZM247 207H248V209H247ZM258 207H259V210H258ZM113 208H115V207H113ZM84 209H86V210H84ZM252 209H256L255 210L256 212L254 210L252 211ZM102 210H104V211L102 212ZM35 211H34V213H35ZM95 211H97L98 213L95 212ZM126 211L129 212V216H127L128 213ZM43 212H45V215L43 214ZM48 212H51L52 215L49 214L51 216V218L48 216V214H46ZM60 212H62V213L60 214ZM107 212H109V213H107ZM110 212L113 214V216H111V213ZM122 212H125V213H122ZM158 212H160V213H158ZM53 213L54 214L55 213L56 214L58 213L57 215L60 214V216L57 217V215L55 216ZM156 213H158V214H156ZM246 213H248V217L249 216H251V217L247 219V217H246L247 214ZM77 214H78V212H77ZM160 214H162L161 217L162 216L163 217L161 218V217L158 216L157 218H161L162 220H160V219L159 220L160 221H163L164 224L166 222V224H165L166 226L161 222V224H163V227H165V228H163L162 225H160V221L157 220V218L155 216V215H160ZM243 214H245V215H243ZM5 215H7V217ZM38 215L39 216L41 215L40 216L41 218H42V215H43L44 218L41 219ZM87 215H88V217H86ZM92 215H93V217H92ZM34 217H35V219L37 217V220L40 219L39 221L42 220V222H39V225H38V223H37L38 221L35 222L36 220L34 219ZM94 217H95V219H94ZM127 217H130L129 218L130 219V222H129V220H128ZM47 218H50V220L48 221V223H51V225H53V226L56 225L55 227L58 226L59 231H58L57 228L54 229L55 227L54 228L52 227V228H50V229H52L51 230L52 232H50V229H48V228L51 227V225L48 224L47 222H45V221H47ZM54 218L55 219L58 218V219L54 220V222H50V221H53ZM122 218L124 220L127 219L126 221H127V223L129 222L128 223L129 225H127L126 223L124 224L125 221L122 222ZM152 218H153V220H152ZM163 218L165 220H163ZM32 219H33V222H32ZM61 219H60V221H61ZM107 219L108 220H111L110 227H109V222H108ZM249 219H251V221ZM21 220H23V219H21ZM246 220L247 221L249 220L248 224H247V221ZM135 221H136V224H134ZM153 221H154V223H153ZM55 222H56V224H55ZM240 222H241V224H239ZM31 223H33V225ZM45 223H47V224H45ZM117 223H119V224H122L123 223V224L121 226V225H118ZM4 224L6 225V228H7V229L5 228V230L3 229V227H5ZM27 224H29V226ZM87 224H88L89 228H88ZM133 224L134 225H138L139 224V227L137 226V228H136L135 226H133ZM222 224H225V226H226V228L228 230ZM242 224H244V225L247 226V229H245L243 227L244 225L242 226V228H244L243 230H246V232H247V230L249 228V230H250L249 232L252 233V228H253L254 232L251 234L252 237H249L250 236V233L247 232L248 233V235H247L245 233V231H242L241 230L242 229L241 228V225ZM16 225H18V226H16ZM30 225H31V227H30ZM47 225H49V226L47 227ZM112 225H114V227ZM233 225L235 227H238L240 229V230H238V228L235 229V227H234L235 231H241L244 236L240 232H238V233H240L239 234L240 236H238V233H236L234 230L232 231L233 228H231L230 231L233 232L234 234H236V236L233 233H229L230 232L229 231V228L230 227H233ZM237 225H240V226H237ZM19 226H23L22 229L24 231H26L27 234L26 233L23 234L24 231L22 232V229H20ZM44 226H45V228H44ZM79 226L80 227H83L82 229L85 230V233H84V230H82V229L79 228ZM142 226L143 227L145 226V228H144L145 230H141L140 231V229H138V228H142L143 229ZM219 226H221V227H219ZM223 226H224L225 229H223ZM39 227H41V229ZM42 227H43V231H41L42 230ZM111 227L113 228V230H110ZM35 228H37V229H35ZM135 228L138 231H136ZM27 229L28 230L29 229H32L31 232L32 231L34 232V230H36V232H37L38 229H40L39 232H38L39 235L36 232H34V233L32 232L31 233L30 230L28 231ZM71 229H74L75 231H71ZM98 229L100 231L102 230L103 232L101 231L102 232L101 233ZM133 229H135V231ZM146 229H148V230H146ZM151 229H153V230L155 229L154 230L155 232L153 230L151 231ZM158 229L159 230L161 229L162 231L164 229V231L163 232H160L161 231L160 230L158 232ZM48 230H49V233H51V234L47 233ZM76 230H79L81 233L79 234V231L77 233ZM109 230H110V232H109ZM156 230H157V232L159 234L156 233ZM260 230H261V232H260ZM18 231L20 232V234H18L19 233ZM69 231H71L73 233V235H72V233L70 232L71 233L70 235H72L73 237H71L69 235L70 239L72 238L71 240H73V238L76 239V238L80 237V235H81V240H80V241H82L81 244L78 243V242H80V241H78L80 238L77 239L78 242L76 243V245L78 244L80 246L82 245V243L86 242L89 239L88 237L90 235V241H91V245H92L93 249L90 247L91 246L90 245V241H87L86 242L87 246L84 245L85 243L82 245L83 247H85V248H83L84 251L82 249V246L81 247L79 246L81 248V250L79 248V251L82 252V253H80L78 251V245L75 246L74 245L75 243L73 242V241L76 242V240H73V241L69 242L70 241L69 238H66L67 240H63L61 238L62 235H64L63 236L64 239H65L66 236L68 237V235L65 234V233H67V232L69 233ZM88 231L89 232H92V233H89ZM104 231H105V233L107 232L106 233L107 235L109 234L108 235L109 238L106 236V234L105 235L103 234ZM55 232H56V235L57 234H60L59 232H62L61 233L62 235L61 234H60V236H58V235L56 236L55 235L56 237L52 236V234L54 235ZM63 232H65V233L63 234ZM42 233H45L44 235H46V236H44ZM74 233L77 234V235H79V236L78 237L77 236L75 237V234ZM87 233H89L88 237L86 235ZM6 234H7V236H6ZM21 234H22V236H21ZM98 234H100L99 235L100 237L97 236ZM230 234H232L231 235L232 238H231ZM256 234H259V235L257 236ZM15 235L16 236L19 235V237H16ZM23 235H25L27 238L25 236H23ZM30 235H31V238H33V240L29 237ZM92 235H94V236H92ZM20 236H21V238H20ZM35 236H38V237H41V238H38V237H35ZM47 236H49V237H47ZM50 236H51V239L53 237V239H52L53 241H55V239L57 238L56 241L58 242V244H56L57 242H55V243L54 242H51V243L48 242V241L51 240L50 239ZM234 236L236 237V239H235ZM28 237L30 238V240H29ZM42 237H43V239H42ZM45 237L48 238V239H44ZM59 237L63 241H65L66 243L69 240L68 243L66 244ZM84 237L85 238L87 237V240H85ZM104 237L106 238V240H105ZM5 238H6V240H5ZM58 238H59V240H58ZM3 239L5 240V242H4ZM26 239H28V240H26ZM34 239L35 240H40V241H36L35 242ZM234 239L236 240L235 242H234ZM20 240H22V241H20ZM44 240L45 241L48 240L47 243L43 244L45 242ZM60 240L63 243H65L66 245L60 246L61 245L60 242H59ZM103 240L105 242H102ZM161 240H164V242H166L167 245H165L166 243H163ZM237 240H239V242ZM259 240H260V242H257ZM1 242H3V243H1ZM19 242H20L21 246L23 247V250H22V248H20V246H19V249L22 250V252L17 247L18 245H20V244H18ZM157 242H159V244L161 243L160 245H165V247L164 246L161 247V248L164 247L163 250L159 247L160 245ZM240 242L242 244H240ZM244 242H246V243L243 244ZM249 242H251V243H249ZM30 243H31V245H30ZM69 243H71V244H69ZM237 243H239V244H237ZM258 243H260V244L258 245ZM103 244H101V245H103ZM155 244H157V246L159 245L158 246L159 251L157 250V246H156V250L153 249V248H155ZM67 245H72L70 247L71 249L69 248V246L67 247ZM88 245H90V246H88ZM65 246H66V248H65ZM5 247H7V251H6V248ZM63 247L65 249H67V248L68 249L67 250H64ZM89 247H90V249H89ZM25 248H28V249H25ZM1 249H2V253H1ZM8 249H10L11 252H10V250L8 251ZM160 249H161V251H160ZM18 250L20 252L16 253V251H18ZM28 250L31 251V252H29ZM74 250L72 251L73 253H74ZM153 250H154V252H153ZM64 251H66V252H64ZM107 251H109V252H107ZM155 251H158L159 253H155ZM72 252L71 253L68 252V253L69 254H73ZM151 252H152V254H151ZM11 253H12V255H11ZM22 253L25 254L24 256H26V257H24V256L21 257L20 254H22ZM33 253H34V256H33ZM111 253L114 256L113 258H115V261H113L114 259L112 258ZM27 254H29V256H27ZM100 254L103 256V258H102V256L99 257ZM154 254H156V255H154ZM6 255H8V256H6ZM16 255H17V257H16ZM19 255H20V257H19ZM90 255H93V256H90ZM97 255H99L98 256L99 258L97 257ZM146 256L148 258H150V259H147ZM154 256H155V258H154ZM9 257L10 258L13 257V258L10 259ZM40 257H42V258H40ZM64 257H65L66 260L64 259ZM109 257H111L113 260L111 258H109ZM3 258H4V262H3ZM21 258H22V261L20 260ZM96 258L98 260L99 259L101 260V258H102L103 261L96 263L98 261ZM29 259H31V262H28ZM33 259H36L37 261L36 260H33ZM41 259H42V261H41ZM146 259H147V261H146ZM23 260L24 261L27 260V261L24 263ZM109 260H111V261H109ZM141 260H142V262H141ZM152 260L154 261L153 263L151 262ZM15 261H16V263H15ZM94 261H96V262L93 263ZM90 262H92V263H90Z\"/></svg>",
  "mask_w": 264,
  "mask_h": 264
},
{
  "label": "bare ground",
  "instance_id": "obj_2",
  "mask_svg": "<svg viewBox=\"0 0 264 264\" xmlns=\"http://www.w3.org/2000/svg\"><path fill=\"white\" fill-rule=\"evenodd\" d=\"M54 1V0H53ZM52 1V2H53ZM56 1V3H59V2H57V0H55ZM60 1V0H59ZM63 1V4L61 5V3H59L60 4V6H63L64 5V3H65V1L64 0H61L60 2H62ZM69 1H71V0H68V2ZM73 1V0H72ZM80 1V0H79ZM79 1H77V2H79ZM82 1V0H81ZM101 1V0H100ZM100 1L98 0V3H100ZM104 2H105V0H103ZM111 1V0H110ZM130 1V2H129ZM180 1V2H179ZM209 1V0H208ZM207 1V2H208ZM211 1V0H210ZM214 1H216V0H214ZM228 1V0H227ZM235 0H233V2H234ZM51 2V1H50ZM51 2V3H52ZM77 2L75 3V4H77ZM94 2H96V0H94ZM108 2H109V0H108ZM108 2H107V0H106V3L108 4ZM116 2V1H115ZM114 2V3H115ZM118 2V1H117ZM116 2V3H117ZM188 2V4L186 3V1H185V3L187 4V6H189V8H191V7H194V6H196L197 8L198 7H200L202 4H200L201 2L203 3H205L206 2V0H190V1H187ZM233 2H231V0H230V2H228L227 4H229V3H231L232 5H233ZM238 0H237V4H238ZM51 3H47V4H51ZM54 3V2H53ZM53 3H52V5H53ZM84 3V1H82V6L84 5L83 4ZM115 3V4H116ZM124 3H126V4H122V5H119L120 6V9L122 10L123 9V11L122 12H120V14H121V16L120 15H118V11H116L117 12V14H116V12H115V18H113L114 17V15H113V17H111V14H114L112 11V13L109 15V13H104V12H102V11H99V13L100 12H102V13H104V14H108L109 16H106V18L107 19H109V18H112V19H115V20H119L118 18H117V16H120L122 19L120 20V22H117L116 24L117 25H115L114 24V22L112 23L111 21L109 22V26H110V24L112 23L113 25L112 26H110V27H105L103 24L104 23H106V25L108 24V22L106 21L107 19L106 18H104L103 16V14L101 13V15H102V18H104L105 19V21H104V19H102V20H100L101 22L103 21L104 23H99L100 21H99V19H98V17L96 18L95 17V19H93V17L94 16H96V15H98V13H96V12H98L97 10H99V8L92 14V18L90 17V15H88L87 13L89 12V10H91L92 12H93V10L92 9H90L89 8V10H88V8L85 10V12L86 13H84V11H83V13L82 14H80L81 16L83 15L84 16V18H81V19H77V22H78V20L80 21V20H82V19H85L86 21H88L89 22V24H90V26H91V31L93 32V36H94V38H93V36H91L94 40H96V42L94 43V40H93V44L95 45V44H98L99 43V41H101L102 43L103 42H107V44L110 42H112V43H117V44H122V45H125V44H127V43H130V42H135V41H137V42H135L129 49H123V48H121V49H119L120 50V52H115V50H114V53H112V60L114 61V62H116L117 60V63H119L118 65H121L122 66V69L123 70H128V68L129 67H131V64H133V65H135L133 62L134 61H136L135 59H136V57H142V55L144 56L145 55V57H143L144 58V60L143 61H145V59L146 60H149L148 62H150L149 64L151 65V66H149V67H151V68H149L148 66L146 67V68H149V69H147L148 70V72H149V70L151 69V72L153 73V75H154V72L155 71H158V69L161 67L159 64H160V62H159V64H157V63H155L156 62V55L154 54V53H152L151 51V53L149 54V52H147V53H145V54H140V52H143L142 51V44H144V43H148V41H149V35L147 36H145V37H141V35H140V31H138V26H137V24H139V23H137V22H139L138 21V19H141L140 17H143V20H145V23L144 24H149V25H151V26H153V28L155 27L156 29H155V31L154 32H157V34H159V33H164V34H166V35H168L169 33H170V26H168L169 25V23L168 24H166L168 21H170V20H173L174 18H176L177 16H179V10H178V6H180L179 8H181L182 6H184L185 4H183V5H181V0H128L127 2L125 1ZM182 3H184V2H182ZM236 3V2H235ZM46 4V5H47ZM67 4V3H66ZM65 4V5H66ZM71 4H73V3H71ZM111 4V3H110ZM113 4V3H112ZM111 4V5H112ZM120 4V3H119ZM177 4V5H176ZM178 4H180V5H178ZM211 4H214V2H212ZM211 4H210V6L209 7H211ZM227 4H226V6H227ZM237 4H235L236 5V7H237ZM52 5L50 6V9H51V7H52ZM64 5V6H65ZM70 5V3L68 4V6ZM86 5V4H85ZM101 5H103V3L102 4H100V6ZM110 5V6H111ZM175 5L177 6V8L175 7ZM208 5L209 4H207L206 6L208 7ZM215 5V4H214ZM214 5H212L213 7H214ZM56 6V5H55ZM55 6H53L54 8L52 9V10H54L56 7ZM57 6H59V5H57ZM71 6V5H70ZM99 6V4L96 6L95 5V7H98ZM99 6V7H100ZM105 6L106 7H110V6H107L106 4H105ZM116 6H118V4L116 5ZM226 6H223V7H226ZM66 7V6H65ZM79 7H81V6H79ZM83 7H85V6H83ZM102 7V6H101ZM113 7V8H112ZM195 7V8H196ZM204 7H205V5H204ZM230 7H232V6H230ZM45 8V7H44ZM47 8H49L48 6H47ZM68 8V7H67ZM86 8V7H85ZM110 8H112V9H115L114 8V5H112ZM110 8H107V12L108 11H110L111 9ZM212 8V7H211ZM226 8H228V7H226ZM233 8H234V5H233ZM94 9H96V8H94ZM103 9V7L102 8H100V10H102ZM110 9V10H109ZM205 10H208V8L206 9V8H204ZM44 10H46V9H44ZM59 10H61V11H58V9L56 8V10L55 11H57L58 13H60V16H62V17H64L67 13H69V11L68 10H65V8L64 9H62L61 7H60V9ZM104 10H105V8H104ZM181 10V9H180ZM204 10V11H205ZM75 11V10H74ZM90 11V12H91ZM188 11V10H187ZM213 11H214V9H213ZM220 11V10H219ZM218 11V12H219ZM223 11H224V9H223ZM47 12V11H46ZM61 12H63L64 14V16L63 15H61ZM90 12H89V14H90ZM91 12V13H92ZM186 12V11H185ZM184 12V13H185ZM192 12V11H191ZM227 12V11H226ZM49 13V12H48ZM51 13V12H50ZM57 14L58 15V13H56V12H53V13H51V15L49 16V17H52V19H54L56 16L55 15H53V14ZM182 13V12H181ZM187 13V12H186ZM199 13V12H198ZM198 13H197V15H198ZM220 13V12H219ZM72 14H74V13H72ZM191 14V13H190ZM193 14V13H192ZM201 14V13H200ZM199 14V15H200ZM211 14V13H210ZM209 14V15H210ZM221 14H222V10H221ZM220 14V15H221ZM100 15V16H101ZM181 15V14H180ZM194 15V14H193ZM208 15V16H209ZM219 15V14H218ZM217 15V16H218ZM227 15H230V14H227ZM231 15H233L232 14V12H231ZM54 16V17H53ZM68 15H66V19L68 18L67 17ZM70 16V15H69ZM99 16V15H98ZM99 16V17H100ZM205 16H207V14L205 15ZM205 16H204V18H205ZM207 16V17H208ZM213 16V15H212ZM223 16H225V13L223 12ZM58 17H59V15L57 16V19H58ZM72 17V16H71ZM73 17H74V15H73ZM146 17V18H145ZM185 17V16H184ZM194 17V16H193ZM229 17V16H228ZM228 17H227V20H224V22H221V24L222 23H224L225 25L227 24V23H225V21H230V20H228ZM233 17V16H232ZM232 17H230V18H232ZM65 18H62V22H67L66 21V19ZM210 18L211 17H209V19L208 18H206L207 19V21L209 20L210 21ZM213 18V17H212ZM216 18V17H215ZM218 18H220L219 16H218ZM229 18V19H230ZM51 19V18H50ZM56 18H55V20H57ZM69 19H71L70 17H69ZM75 18H74V20H76ZM96 19L99 21V22H97L96 21ZM180 19V18H179ZM205 19V20H206ZM226 19V18H225ZM74 20H70L71 22L70 23H72V25H73V23L75 22ZM142 20V19H141ZM182 20V19H181ZM204 20V21H205ZM212 20V19H211ZM222 19H220L219 21H221ZM58 21H60V19H58ZM69 21V20H68ZM74 21V22H73ZM176 20H174V22H175ZM214 21V20H213ZM216 21V20H215ZM223 21V20H222ZM2 22V21H1ZM4 22H6V21H4ZM54 22V20L50 23V25L52 24ZM77 22H75V25H76V23ZM83 22H84V20H83ZM218 22V21H217ZM3 23V22H2ZM61 23L60 22V24H63V25H61L60 26V24H58V27H60V29H61V27L63 26L64 28H65V25L68 23ZM69 23V24H70ZM141 23V22H140ZM201 23H204L203 21L201 22ZM206 23V22H205ZM204 23V24H205ZM208 24H209V22H207ZM206 23V24H207ZM220 23V22H219ZM1 24V23H0ZM6 24V23H5ZM57 24H55V22H54V25L56 26ZM80 23H78V25H79ZM192 24V23H191ZM204 24L202 25V26H204ZM210 24H211V21H210ZM209 24V25H210ZM12 25L13 24H11L10 26L12 27ZM54 25H52V26H54ZM71 25V24H70ZM78 25H76L78 28H79V26ZM177 25V24H176ZM199 25V24H198ZM213 25H215V23H213L212 24V26L211 27H216V26H213ZM228 25V24H227ZM5 26H8L9 27V25H5ZM14 26V25H13ZM33 27H34V25H32ZM31 26V27H32ZM37 26H39V27H41L40 25H37ZM43 24H42V28H43ZM75 26V27H76ZM86 26V25H85ZM146 26H148V25H146ZM150 26V27H151ZM159 26H162L161 28L162 29H160L159 31H157L158 30V28H159ZM208 26V25H207ZM219 26V25H218ZM8 27H4V26H1L0 27V76H1V74H6V75H2L1 77L3 78V77H5V76H8L7 78H5V79H9L8 81H5V79L3 80V81H5V82H9L10 83V81L12 82V80L11 79H15V80H18V78L20 77L21 79H24L23 81L25 82V83H28V84H30V88L28 89V91L29 92H31L30 91V89H31V85H32V83L34 84V82L36 83L37 82V88L38 89H40L39 88V86H38V82H39V79H41V77H43V75L45 76V75H52V74H54L55 73V71H56V69H55V71L52 73V74H49V73H51L50 72V70H51V68H49L50 66H49V64H50V61L52 60V61H54V62H52V64L54 63V66L56 65V64H58L59 65V67H61V66H63L62 68H61V70L62 71H58L57 73L59 74V72H60V75L61 76H63V78L62 79H66V83H65V81H64V83L66 84V87H64L62 90H60V91H58V92H56L55 94H53V96H50V95H52V94H49V96L50 97H47V95H46V97H43V95H41L39 92H38V94H40V95H38L37 94V91H34L37 95H38V97H36L37 95H32V92L31 93H29L28 92V95L29 96H33V97H36V98H33V99H31V100H29L27 97V93H25V92H27V90L24 92V95L25 96H27L25 99L26 100H29L28 102H27V104H26V106L23 108V106H22V109L19 111V110H16V111H19V112H17V113H11L12 115L11 116H7L5 113H6V111H5V113H3V112H1V114H4L3 116L0 114V181L2 182V183H0V210H2L1 211V213H3V210L4 209H2V208H5V210L4 211H11L10 213H12V214H8V218L6 219V220H4V221H7V223H8V225L9 226H11V227H13L14 225H15V223L16 222H18L19 220V222H18V224L19 223H21L22 221H23V223H22V225H24V224H26V223H28V222H25L24 223V221H25V218H26V216H27V214L29 215L30 213L32 214V212H30V211H33V214H32V216L31 215H29V216H31V218L33 217V215L35 214V216H36V214H37V211H35L34 209L36 208V206L39 208V212L41 211V210H43V211H48V210H52L53 212H58V210H60L61 208L62 209H65V211L64 210H62L61 209V211H64L63 212V214H61L62 212H60V214H61V217L63 216V217H65L64 219H61V221H60V219L58 220V221H56L57 222V225H59V226H61V225H65L64 226V228H66V227H71L72 228V226L73 225H76L77 223H79L80 221H81V214L83 213L84 215L85 214H87V212L86 211H89V210H86V209H84V210H86V211H81V207L80 208H78V210H80L81 212H79V211H76V209H77V207H79L80 206V204L82 203L83 204V206L85 207L86 205L83 203V201L85 200V194H84V190L86 191V189H84V187L85 188H87L88 190V192H89V196H92V195H94L95 194V197H98V198H96L94 201H96L97 199H100L101 201H106V199L108 198V196L110 195L111 196V194L113 195V193H114V195L113 196H111V199L113 198V197H115V198H117L118 197V199L117 200H119V196H117V195H115V191L118 189L119 190V188L121 189V191H122V194H123V198L125 197L124 195H128L129 194V191L130 190H133L132 188L129 190V188H128V186L130 187V180H129V177H128V182H129V184H128V186H127V188L125 189V187H126V185H125V183L127 182H124L125 180L124 179H120L121 178V174L119 175L120 176V178H115V176H114V178H111V177H106V183H105V185H103V186H100V188L98 189L97 187H95V186H93V184H91V181L92 180H90L89 179V177H90V175L92 176V173H94L95 171H100V172H103L104 174H105V172L107 171V167H108V160H106L105 158H103L102 156H100V154L102 153V151H103V149H104V142H105V137H106V133H107V131H108V129L110 130V131H112V127H114V125H116V121H115V124L113 125V123H112V127L110 126L108 129H107V127H108V125H110V123L111 122H109V118L111 119V117H110V115L112 114H110V111H111V109L113 108V103H112V105H111V103H108L107 102V100H105V101H102V99L104 98L103 97V91H106L107 92V89H108V87H104V89H106V90H102V88H103V86L104 85H102V87L100 88L99 86H98V84L100 83V81H99V83L97 84L96 82H94V78H96V77H98L99 75H98V73H100V71L99 70H97V68L98 67H95V65H94V63H95V60H97V59H95L94 60V62H93V60L92 61H87L86 59L88 58V55H89V58H90V54H87L86 55V53H84L82 56H83V58L81 57V60H78L79 58H74L75 56H76V54H75V56L74 55H72V54H68L69 56L68 57H70V55H72V56H74V57H72V58H74L73 60H71V61H69V58L66 56V55H63L64 57H66V58H68V60L66 59H62L61 58V56H59L60 58H61V60L60 59H57L58 57H56L57 56V54L55 53V50H54V48H52V47H47V46H45V47H43V45L40 47V49H37V50H34L33 48H31V47H29V45H28V43H25V44H23V43H20L19 41L21 40L20 38L21 37H19V35H17L16 34V32H13L10 28H8ZM14 27H16V26H14ZM48 27V26H47ZM76 27V28H77ZM142 26H140V28H141ZM149 27V26H148ZM172 27V26H171ZM178 27V26H177ZM187 27V26H186ZM204 27H206V25L204 26ZM210 27V28H211ZM221 27V26H220ZM219 27V28H220ZM223 27V26H222ZM225 27V26H224ZM54 28V27H53ZM56 28H57V26H56ZM56 28H54V29H56ZM66 28H67V26H66ZM65 28V29H66ZM72 28V27H71ZM70 28V29H71ZM73 28H74V26H73ZM77 28V30H79ZM80 28H83V27H80ZM152 28V29H153ZM173 28V27H172ZM171 28V29H172ZM201 28V27H200ZM207 28V27H206ZM219 28H218V30H219ZM13 29V28H12ZM31 29V28H30ZM32 29H34V28H32ZM47 29H49V30H54V29H51V26H50V28L48 27ZM46 29V30H47ZM63 29V28H62ZM65 29H63V30H65ZM69 29V26H68V29H66V31L67 30H70ZM176 28H174L173 30H175ZM199 29V28H198ZM207 29H209V28H207ZM215 28H213V30H214ZM226 30H227V28H225ZM18 31H19V28L17 29ZM35 30H36V28H35ZM43 30H44V28H43ZM83 31H82V35L80 36L81 38L83 37V33H85V32H87V31H85L84 32V29H82ZM87 30H90V29H87ZM141 30V29H140ZM151 30V29H150ZM178 30H180V29H178ZM194 30V29H193ZM210 30H212V29H210ZM222 30H224L223 28H222ZM221 29L219 30V32L217 31V29L216 30H214L215 31V33H216V31L219 33H216V34H210V32H209V34H206V33H208L207 31L208 30H206L205 31V29L204 30H201L202 32L203 31H205V32H203L202 34H206L207 36L209 35V37L210 38H213V39H218V38H214V37H216V35L218 34V37L220 36L221 38H225L224 37V35H227V37H228V32L226 33V31H225V33L226 34H224V35H220V31H222ZM45 31V30H44ZM51 31H49V33H50V37H51ZM55 32H56V30H54ZM58 31H59V29H58ZM57 31V32H58ZM60 31H62V30H60ZM66 31H63V32H66ZM81 31V30H80ZM79 31V32H80ZM91 31H89V34L91 33ZM148 30H146V32H147ZM153 31V30H152ZM188 31V30H187ZM187 31H185V32H187ZM196 31H198L199 32V30H196ZM195 31V34L196 33H198V32H196ZM213 31V32H214ZM228 31V30H227ZM56 32V33H57ZM77 32V31H76ZM180 32H182V31H180ZM189 32V31H188ZM212 32V31H211ZM20 33H22V32H20ZM32 33V32H31ZM42 34H44L43 32H41ZM48 33V34H49ZM67 33V32H66ZM149 33V32H148ZM153 33V32H152ZM184 33V32H183ZM191 34H192V32H190ZM190 33H188V34H190ZM201 33V32H200ZM224 32H222V34H223ZM37 34H38V32H37ZM42 34H39V35H42ZM58 34V33H57ZM80 34V33H79ZM86 34V33H85ZM88 34V35H89ZM92 34V33H91ZM90 34V35H91ZM150 34H151V32H150ZM172 34V33H171ZM174 35H175V33H173ZM201 34V35H202ZM46 35V34H45ZM52 35H54V33L52 34ZM87 35V34H86ZM85 35V36H86ZM156 35V34H155ZM184 34H181V36H183ZM54 36H58V35H54ZM53 36V37H54ZM76 36H78V35H76ZM75 36V37H76ZM84 36V37H85ZM185 36V35H184ZM183 36V37H184ZM205 36V35H204ZM214 36V37H213ZM43 38H45L44 36H42ZM48 37V38H47ZM47 41H48V39L50 40V38H49V36L47 35ZM61 36L59 35V37L57 38V39H59ZM79 37V36H78ZM83 37V38H84ZM87 37L88 36H86V38H84V39H86V40H84V39H82L81 40V38L79 39V38H77V44H79L81 41H85L86 43L89 41V39H87ZM91 37H89V38H91ZM202 37H203V35H202ZM208 37V38H209ZM66 37H64V38H62L61 40H63L64 41V39H65ZM74 38V37H73ZM158 38H159V36H158ZM171 38V37H170ZM172 38H173V36H172ZM177 38H180V36L178 35V37ZM194 38V37H193ZM200 35H199V38H198V40H200ZM207 37H205V38H202V40L204 39V42H205V39H206ZM221 38H219V40L221 41V40H224V39H221ZM35 39V41H37V42H40L41 43V41H42V38H39V37H35L34 38ZM53 39V40H52ZM54 39L55 38H52L51 37V40L52 41H54ZM57 39H56V41L55 42H58L57 41ZM72 39V38H71ZM80 41H79V40ZM156 39V38H155ZM162 39V38H161ZM160 39V40H161ZM184 39H188V38H184ZM183 39V40H184ZM195 39H196V37H195ZM60 40V41H61ZM70 40V39H69ZM67 41V44H68V42H70V41ZM171 40V39H170ZM180 40V39H179ZM197 40V39H196ZM216 40H210V41H215L216 42ZM227 40H228V42H229V39L227 38ZM62 41V42H63ZM72 41H73V39H72ZM75 41L76 40H74V45L76 44L75 43ZM84 41H83V45H84V47L86 48V45L87 44H84ZM97 41H98V43H97ZM177 41H178V39H177ZM181 41H182V39H181ZM188 40H186V42H184L183 41V45H184V43L186 44H189V42H187ZM194 41V40H193ZM201 41V40H200ZM19 42V43H18ZM55 42H53V43H55ZM91 42V41H90ZM101 42H100V47L102 46L101 45ZM154 42V41H153ZM179 42V41H178ZM207 42V41H206ZM211 42V43H212ZM223 42V41H222ZM222 42H219V44L221 43L222 44ZM226 43H228L227 41H225ZM225 42H223V43H225ZM42 43H43V41H42ZM59 44H60V42H58ZM64 43H66V42H64ZM72 43V44H73ZM139 43H140V45L142 46V47H139L140 49H141V51H140V49L138 48V46H140L139 45ZM157 43V42H156ZM182 43V42H181ZM180 43V44H181ZM197 43H199V42H196L195 44H197ZM201 43H202V41H201ZM210 43V42H209ZM217 43V42H216ZM71 43H70V46L72 45ZM82 44V43H81ZM80 44V45H81ZM105 44V43H104ZM107 44H105V45H107ZM203 44H206V43H203ZM218 44V45H219ZM69 45V44H68ZM73 45V46H74ZM90 45V43L88 44V46ZM98 45V46H99ZM105 45H103V46H105ZM108 45H110V44H108ZM112 45V44H111ZM115 45V44H114ZM153 45V44H152ZM193 45V44H192ZM2 46V47H1ZM33 46V45H32ZM52 46H53V44H52ZM97 46V47H98ZM116 46H118V45H116ZM151 46V45H150ZM155 46V45H154ZM186 46H188V48H190V46L189 45H186ZM200 46V45H199ZM201 46H203L202 44H201ZM55 48H56V46H54ZM75 47V46H74ZM76 47H78V46H76ZM95 47H96V45H95ZM113 47V46H112ZM119 47V46H118ZM117 47V48H118ZM123 47H125V46H123ZM153 47V46H152ZM195 46H193V48H194ZM37 48V47H36ZM35 48V49H36ZM59 48H62V47H59ZM81 48V47H80ZM90 48H91V45H90ZM116 48V47H115ZM178 49L180 48L181 50H182V48L179 46V47H177ZM177 48H176V55L178 54V51H177ZM200 48V47H199ZM57 49V48H56ZM63 49V48H62ZM78 49V48H77ZM87 49H89V47L87 48ZM146 49V48H145ZM153 49H154V47H153ZM180 49H179V55H180ZM192 49V48H191ZM190 49V50H191ZM196 49H198V48H196ZM203 49H204V46H203ZM59 51H60V49H58ZM107 50V49H106ZM157 50V49H156ZM185 50H187V48H184V51ZM189 50V49H188ZM192 50H194V49H192ZM192 50L190 51V52H192ZM199 50V49H198ZM197 50V51H198ZM202 50V49H201ZM58 51V52H59ZM103 51V50H102ZM140 51V52H139ZM146 51H147V49H146ZM183 51V52H184ZM195 51V50H194ZM196 51V52H197ZM204 51V50H203ZM56 52H57V50H56ZM138 52H139V54L141 55V56H138L139 54H138ZM145 52V51H144ZM182 52V53H183ZM190 52L188 53L189 54V56H193L194 57V59H195V57H198L197 55H200V54H196V56H195V53L193 54V52H192V54L193 55H190ZM61 53V52H60ZM62 53H64V52H62ZM65 53H66V51H65ZM106 53H107V51H106ZM182 53H181V55H182ZM186 53H187V51H186ZM197 53H199V52H197ZM205 54H206V52H204ZM96 53L95 52H93L92 53V55L93 56H96L95 55ZM138 54V55H137ZM187 54V55H188ZM80 54H78V56H79ZM97 55H99V54H97ZM109 55V54H108ZM108 55H107V57H108ZM159 55V54H158ZM175 55V54H174ZM81 56V55H80ZM84 56L85 57H87V58H85L84 59ZM183 56H184V54H183ZM205 56H207V55H205ZM209 56V55H208ZM33 57H36L39 61H40V63H39V61H38V63L37 62H34L35 60H32V58ZM92 57V56H91ZM158 57V56H157ZM162 57V56H161ZM169 57V56H168ZM25 58L27 59V60H29L28 58H30L31 60H29V62L30 61H33V62H30V64H29V62H27V63H25L26 61H25ZM35 58V59H36ZM143 58H141V60L143 59ZM160 58V57H159ZM204 58V57H203ZM205 58H208V59H210V57H205ZM48 60L47 62L45 61V63H48V66H45V65H47V64H44L43 65V63L41 64V60ZM76 59V60H75ZM84 59V60H83ZM106 59V58H105ZM104 59V60H105ZM134 59V60H133ZM190 59V58H189ZM192 60H193V58H191ZM190 59V60H191ZM50 60V61H49ZM91 60V59H90ZM103 60V61H104ZM109 60V59H108ZM108 60H106V61H104V63L106 62H108ZM133 60V62H131ZM137 60H139V59H137ZM162 60V59H161ZM166 60V59H165ZM184 60V59H183ZM185 60H187V56H186V59ZM191 60V61H192ZM197 59H195V61H196ZM206 60V59H205ZM262 60L264 61V59L262 58ZM262 60H261V62H262ZM25 61V62H24ZM167 61V60H166ZM191 61L189 62V64L191 63ZM194 61V60H193ZM202 61V60H201ZM247 61H248V59H247ZM136 62H139V61H136ZM175 62V61H174ZM186 62H188V61H186ZM199 62V61H198ZM209 62H211L210 60H209ZM208 62V63H209ZM251 62V61H250ZM249 62V63H250ZM32 63V64H31ZM33 63H35V64H33ZM102 64V62L99 64V67H100V65L101 66H103V65H105V64ZM110 63H112V62H110ZM109 63V64H110ZM141 63V62H140ZM140 63L138 64V65H140ZM146 64H148L147 62H145ZM144 63V64H145ZM163 63V62H162ZM172 63H173V61H172ZM176 63H177V61H176ZM193 63V62H192ZM191 63V67L193 68V70H191V67L189 68V70H191L192 71V73L195 71V73H196V71H197V73H198V70H196V69H198V66L197 65H195V67H194V65ZM195 63V62H194ZM197 63V62H196ZM202 63H206L207 64V62L205 61H203ZM212 63V62H211ZM263 63V62H262ZM61 64V65H60ZM96 64V63H95ZM108 64V65H109ZM113 64V63H112ZM130 64V65H129ZM142 64V66H141V68L143 67V63H141ZM166 64V63H165ZM177 64H179V63H177ZM206 64H204V65H206ZM253 64V63H252ZM258 64V63H257ZM51 65V64H50ZM114 65V64H113ZM113 65H112V67H113ZM132 65V66H133ZM137 65V66H138ZM157 65H159V66H157ZM172 65V64H171ZM181 65H185V64H181ZM188 65V64H187ZM201 65V64H200ZM210 65V64H209ZM261 64H259V66H260ZM264 65V64H263ZM43 66H45V69H47L48 71H49V73H48V71L47 70H44V68H43ZM51 66H53V65H51ZM53 66V67H54ZM97 66V65H96ZM146 66V65H145ZM172 66H175V65H172ZM186 66V65H185ZM189 66V65H188ZM188 66H186L185 67V69L184 70H188ZM247 66H250V65H247ZM111 67V66H110ZM159 67V68H158ZM175 67H177V66H175ZM181 67V66H180ZM197 67V68H196ZM207 70H209V72H211V70L212 69H210L211 67H213V69H214V67L215 66H209L208 67V64H207ZM206 67H205V69H206ZM252 67V66H251ZM250 67V68H251ZM56 68H58V67H56ZM106 68V67H105ZM131 68H133V67H131ZM131 68H129V69H131ZM140 68V67H139ZM145 68V67H144ZM144 68H142V69H144ZM145 68V69H146ZM163 68V67H162ZM165 68V67H164ZM170 68L172 69L173 67H171L170 66ZM184 68V67H183ZM187 68V69H186ZM194 68H196V69H194ZM209 68V69H208ZM248 68V67H247ZM255 68V67H254ZM254 68L252 69V70H254ZM262 69H264L263 67H261ZM43 69V70H42ZM109 69V68H108ZM111 70H112V68H110ZM109 69V70H110ZM114 69V68H113ZM118 69V68H117ZM116 69V66H115V70H117ZM134 69H135V66H134ZM136 69H137V67H136ZM144 69V70H145ZM175 69H177V68H175ZM175 69H172V70H174V73H176L177 71L175 70ZM180 69V68H179ZM204 68H202V70H203ZM57 70H60V68L59 69H57ZM106 70V69H105ZM110 70V71H111ZM114 70V71H115ZM132 70V69H131ZM138 70V69H137ZM141 70V69H140ZM172 70H168V71H170V72H168L167 71V73L169 74V73H171V72H173ZM183 70V69H182ZM183 70V71H184ZM189 70L188 71H185L186 72V77L187 76H189V75H187V73L189 72ZM206 70V71H207ZM255 70H256V68H255ZM40 71V72H39ZM41 71H46L48 74H46V72H45V74H41L42 72ZM99 71V72H98ZM107 71L108 70H106V72L105 73H107ZM113 71V70H112ZM111 71V72H112ZM114 71H113V73L112 74H114ZM123 72V73H126V72ZM134 71V70H133ZM143 71V70H142ZM154 71V72H153ZM201 71V70H200ZM249 71V70H248ZM102 72V71H101ZM104 72V71H103ZM102 72V74H104ZM111 72H109L108 74H110ZM145 72H146V74L148 75V73H147V71L145 70ZM150 72V73H151ZM208 71H207V73L206 72H204V70H203V74L204 75H206V76H208V74H210ZM250 72H252L251 71V69H250ZM261 72V71H260ZM42 75V76H38L39 77V79H36L37 77H35L34 79L35 80H33V82L32 83H30L29 81H30V79L32 80L33 78V74L34 75H40V74ZM44 73V72H43ZM122 73V74H123ZM128 73V72H127ZM127 73H126V75L125 76H127V79L128 78H130V77H128L129 76V74H130V70H129V73H128V75H127ZM133 73H135V72H133ZM133 73L130 75V76H134L133 75ZM141 73H144V72H141ZM162 73V72H161ZM167 73H164L165 75L167 74ZM178 73V72H177ZM191 73V74H192ZM199 73H201V72H199ZM198 73V74H199ZM202 73L200 74V75H202ZM253 73H255V72H253ZM253 73H252V75H251V77H253ZM101 74V73H100ZM158 74V75H157ZM157 74H156V72H155V75L154 76H158V78H159V76L160 75H162V74H160L159 75V73L157 72ZM167 74V75H168ZM180 74V73H179ZM179 74H176V75H179ZM183 74H184V72H183ZM182 74V72H181V76L183 75ZM188 74H190V73H188ZM190 74V78H191V75ZM250 73H248V75H249ZM261 74V73H260ZM260 74H258L257 76L259 77H261V75ZM262 74H264L263 72H262ZM55 75H56V73H55ZM115 75V74H114ZM113 75V76H114ZM124 75V74H123ZM136 75V74H135ZM143 75V74H142ZM152 75V76H153ZM171 75H172V77H175L176 75H173V73H171ZM196 75V74H195ZM195 75H193V79H195V77H196V79L193 81V82H196L198 79V77L197 76H195ZM247 75V76H248ZM254 75H256V74H254ZM9 76L11 77V78H9ZM14 76H16V78H14ZM18 76V77H17ZM102 76V75H101ZM101 76H99V77H101ZM106 76V75H105ZM104 76V77H105ZM137 76V75H136ZM144 76L146 77V75L144 74ZM144 76H142V77H144ZM149 76V75H148ZM151 76V77H152ZM157 76H156V78H157ZM164 76V75H163ZM162 76V77H163ZM184 76V75H183ZM182 76V77H183ZM199 76V75H198ZM206 76H203V77H205L206 79L208 78V77H206ZM13 77V78H12ZM48 77V76H47ZM46 76L45 77H43V80L45 79L46 80V78H47ZM52 77V79H53V75L51 76ZM57 77V76H56ZM56 77L54 76V78L56 79ZM75 77H78V79L77 80H75L76 78ZM109 77V76H108ZM124 77V76H123ZM177 77V81H179V79H181L180 78V76H176ZM179 77V78H178ZM250 76L249 77H246V78H251ZM255 77V76H254ZM264 77V76H263ZM262 77V79H264ZM20 78H19V80L18 81H15V82H19L20 81ZM58 78H61V77H58ZM57 78V80H59ZM75 78V79H74ZM109 78H111V76L109 77ZM113 78H115V81L117 82V80H116V76H114ZM150 78V77H149ZM153 78V77H152ZM155 78V77H154ZM157 78V80H159L160 81V79H162L160 82H163L164 80H163V78H160V79H158ZM184 78V77H183ZM181 79L180 80V82H178L179 83V85L181 84V86H183L182 85V83L184 82V79ZM189 78V77H188ZM190 78H189V81L187 80L186 81V79L187 78H185V81L187 82V84H188V82H190L191 83V81H190ZM209 78H210V75H209ZM1 79V78H0ZM94 79V80H93ZM107 79V78H106ZM106 79H104L103 78V83H105L104 82V80H106ZM117 79H118V77H117ZM138 79H140L139 77H138ZM141 79H144L145 80V78H141ZM148 79V78H147ZM173 79H175V78H173ZM192 79V80H193ZM254 79V78H253ZM261 79V78H260ZM261 79V80H262ZM2 80V79H1ZM44 80V81H45ZM102 80V79H101ZM114 80V79H113ZM124 80H126V79H123V81ZM128 80H130V79H128ZM133 80H136V78H134V79H132V81ZM143 80V81H144ZM183 80V82H181ZM199 80H201V79H199ZM204 80L205 79H203L202 78V80L201 81H203L204 82ZM211 79H208V81H210ZM247 80V79H246ZM249 80V79H248ZM248 80L246 81V82H248ZM22 80H21V82H20V84H19V86L22 84V85H24ZM27 81V82H26ZM44 81H42L43 83H41V84H43L42 86H46V84H48V83H46V81L44 82ZM55 81V80H54ZM121 82H123L122 80H120ZM127 81V80H126ZM132 81H130V82H132ZM141 81V80H140ZM139 80H138V82H140ZM142 81V82H143ZM146 81H147V84H148V82H153L154 84H155V81H149V80H145L144 82H145V85H146ZM167 81H168V78H167ZM177 81H175V83L177 82ZM207 81V80H206ZM264 81V80H263ZM15 82L13 81L12 83L13 84H15ZM58 82H61L62 84H63V82L60 80V81H58ZM136 82V81H135ZM134 82V83H135ZM138 82H136L135 83V85L138 83ZM141 82V83H142ZM168 82H170V80L168 81ZM185 82V83H186ZM198 82H200V81H198ZM197 82V83H198ZM245 80H244V85H245ZM250 82H251V80H250ZM44 83H46V84H44ZM55 83H57V82H55ZM54 83V84H55ZM97 84V87H99L101 90H102V92H101V94H103L102 96H101V94L99 95V94H96V93H93V94H96V96H101V98L100 97H96L95 95H93L92 96V94L91 95H89V96H87V95H85L84 94V92L85 91H88V90H92V89H90L91 87L93 88L94 86H96V85H93V86H91L92 84ZM115 83V82H114ZM113 83V86H115L116 84H114ZM119 83V82H118ZM125 81H124V84H123V86H126L127 87V84L125 85ZM141 83H138L137 85L139 86V84H140V86H142V87H140V90H141V88L143 89L144 88V83H143V85L141 84ZM172 83H173V81H172ZM205 83V82H204ZM204 83H199V84H196V85H199V87L201 86V84L203 85V86H205L204 85ZM209 83V82H208ZM41 84H39V85H41ZM50 84V83H49ZM49 84L47 85V87H45L44 86V93H45V91L47 90H45V88H48L49 89ZM102 84V83H101ZM108 84V83H107ZM106 84V85H107ZM111 84V83H110ZM109 84V85H110ZM163 84H165V83H163ZM174 84V83H173ZM205 84H207V82L205 83ZM235 83H233V85H234ZM236 84H237V86H236ZM235 84V86H236V88L238 89V85L240 86V84H238V83H236ZM246 84H249V83H246ZM257 84V83H256ZM264 84V83H263ZM15 85H17V84H15ZM21 85V86H22ZM27 85V84H26ZM109 85H107V86H109ZM120 85V84H119ZM129 85V84H128ZM134 84L132 83V85H130V86H133ZM149 85H151L150 83H149ZM149 85H148V87H149ZM153 85V84H152ZM151 85V86H152ZM166 85V84H165ZM164 85V86H165ZM179 85H177L178 87H179ZM189 85V84H188ZM191 85V84H190ZM230 85H232V84H230ZM229 85V86H230ZM18 86V87H19ZM29 86V85H28ZM56 86V85H55ZM63 86V85H62ZM147 86V85H146ZM145 86V87H146ZM150 86V87H151ZM158 86L160 87V85H158L157 84V87L156 88H158ZM169 86H170V84H169ZM176 86V85H175ZM176 86V87H177ZM202 86V87H203ZM242 86H243V83H242ZM241 86V87H242ZM25 87V86H24ZM35 86H33V88H34ZM52 87V86H51ZM58 87V86H57ZM56 87V88H57ZM111 87V86H110ZM115 87H117V85L115 86ZM137 86H134L132 89L134 90L135 88H136ZM148 87H146V88H148ZM149 87V88H150ZM153 87V86H152ZM155 87V86H154ZM173 86H171L170 88H172ZM178 87L176 88V89H178ZM186 87V86H185ZM241 87H240V89H241ZM244 87V86H243ZM26 88V87H25ZM28 88V87H27ZM26 88V89H27ZM33 88H32V91H33ZM36 88V89H37ZM99 88H98V90H99ZM117 88H119V86L117 87ZM128 88V87H127ZM149 88H148V91H150L149 90ZM175 88V87H174ZM183 88H184V86H183ZM183 88H181V89H183ZM230 88H231V86H230ZM230 88H229V90H230ZM235 88V87H234ZM233 88V89H234ZM236 88L234 89V91L236 90ZM250 88V87H249ZM262 88H264L263 86H262ZM37 89V90H38ZM97 89V88H96ZM124 89V88H123ZM131 89V90H132ZM137 89H138V87H137ZM150 89H152V90H155L154 88H150ZM161 89V90H160ZM159 90L160 91H164L165 92V90H162V88H160ZM180 89V88H179ZM181 89H180V91H181ZM244 89V88H243ZM34 90H35V88H34ZM59 90V89H58ZM100 90V91H101ZM111 90H112V87H111ZM122 90V89H121ZM120 90V91H121ZM127 90H130V87H129V89H127ZM130 90V91H131ZM136 90V89H135ZM134 90V91H135ZM139 89H138V91L137 92H139L140 91ZM144 90V89H143ZM143 90H141L139 93H142V91ZM151 90V93H153V91ZM168 90V89H167ZM166 90V91H167ZM170 90V89H169ZM169 90L167 91L168 93H169ZM246 90H248V89H246ZM252 90H253V87H252ZM41 92H42V90H40ZM48 91V90H47ZM46 91V92H47ZM52 91V90H51ZM94 91V89L92 90V92ZM100 91H99V93H100ZM109 91V90H108ZM115 91V90H114ZM118 91V89L116 90V93H118L117 92ZM123 91V90H122ZM130 91H127V93L129 92L130 94H129V97H131V94H133V91L132 92H130ZM145 91H147V90H145ZM174 91V90H173ZM183 91V90H182ZM181 91V92H182ZM241 91V90H240ZM240 91H238V92H240ZM245 91V90H244ZM49 92V91H48ZM47 92V93H48ZM89 92V91H88ZM87 92V93H88ZM137 92H134V93H137ZM163 92V93H164ZM167 92H165V93H167ZM177 92H179V91H177ZM233 91H231V93H232ZM236 92V91H235ZM252 92V91H251ZM254 92H255V94H256V96L259 98V101H260V105L258 104V105H256V103H252V104H255L256 106H259L258 108H254L255 109V113L253 112L254 110H253V108H251L250 106L248 107V109L247 108H245V109H247V110H250V111H252V115L254 114L255 116L257 115V117H258V119H255V118H257V117H255V116H252L253 117V119H252V117H251V119H252V121H257V120H259V122H261L260 121V119L261 120H263V122L262 123H259L258 124V126H257V128H256V130H255V134H254V136H253V138H252V140H254V141H256L255 139H257V138H259L261 135H264V134H262L263 132H264V117L262 116L261 118L258 116V114H259V111H260V114H262V113H264V112H262L261 113V110L262 109H264V95H263V93H262V91L261 90H259V89H255V87H254ZM44 93H42V94H44ZM53 93V92H52ZM108 93L109 92H107V94L106 95H108ZM111 93V92H110ZM109 93V94H110ZM116 93H114V95L116 96ZM127 93H125V94H127ZM138 93V95H139V97L140 98H142L143 97V95H142V97L140 96V94ZM146 93V92H145ZM156 93H159L157 90L156 91H154V95L157 97L156 99L157 100H159L160 99V97L159 96H157L156 95ZM171 93V92H170ZM169 93V94H170ZM174 93V92H173ZM183 93V92H182ZM237 93V92H236ZM242 93V92H241ZM247 93H248V91H247ZM31 94V95H30ZM122 94V93H121ZM144 94V93H143ZM160 94V96H161V94H162V92H160L159 93ZM233 94V93H232ZM240 94V93H239ZM120 95V94H119ZM119 95H117V96H119ZM128 95V94H127ZM127 95H126V97H124V94H123V97H124V99H123V97H121L123 100H124V102L126 101V99H128L127 98ZM134 95V94H133ZM137 94H135L134 96H136ZM146 95V97H149V94H148V92H147V94H145ZM144 95V96H145ZM148 95V96H147ZM152 96H153V94H151ZM177 95H180L179 93H177ZM237 95V94H236ZM245 95H246V93H245ZM253 95H254V93H253ZM40 96H42V97H40ZM92 96V97H91ZM96 98H95V97ZM109 96V95H108ZM151 96V97H152ZM163 96H164V94H163ZM169 97H170V95H168ZM233 96H235L234 94H233ZM242 96V95H241ZM249 96V95H248ZM31 97H29V98H31ZM136 97H138V96H136ZM139 97L137 98V99H139ZM145 97V98H146ZM173 97V95L171 96V98H166V96H165V99H163V100H165V104H163V106L165 105V109H166V111L168 112V116H173V117H170V119L171 118H174V115H172V113L174 114L175 112V108L176 107H174L175 106V104H176V106H177V104H178V102L177 103H173L172 102V99L174 100V98H175V96H174V98H172ZM177 98H178V96H176ZM180 97V96H179ZM182 98L184 97V95L182 94V96H181ZM250 97V96H249ZM249 97H247V99H249ZM101 100H100V99ZM107 98V97H106ZM106 98H104V99H106ZM111 98H112V96H111ZM115 98V97H114ZM121 98L119 99V100H121ZM131 98H134V97H131ZM153 99H155L154 97H152ZM152 98H150V99H148L149 101H150V103L152 102L151 101V99ZM159 98V99H158ZM176 98V99H177ZM181 98V99H182ZM232 98V97H231ZM234 98V97H233ZM233 98H232V100H233ZM237 98H238V96H237ZM236 98V99H237ZM22 99H24V97L22 98ZM108 99V98H107ZM110 99V98H109ZM113 99V98H112ZM117 99V98H116ZM136 98L134 99V100H136V101H138ZM147 99V98H146ZM145 99V101H147ZM152 99V100H153ZM235 99V98H234ZM246 99V100H247ZM26 100H25V102H26ZM118 100V99H117ZM122 100V101H123ZM131 100V99H130ZM134 100L132 101L131 100V102L129 101V99H128V101H129V105L131 106V104H132V102L134 103ZM141 100V99H140ZM139 100V102L138 103H140V102H142V100L140 101ZM144 100V99H143ZM179 100V99H178ZM183 101H184V98L182 99ZM144 101V102H145ZM155 101V100H154ZM177 101V100H176ZM180 101V100H179ZM182 101V102H183ZM244 101H245V99H244ZM249 101H251V100H249ZM18 102H21V101H18ZM18 102H16V104L15 105H18V107H14L13 106V104L11 105V107L13 106L14 107V109L15 108H21L20 106H19V104H17ZM25 102L23 103V104H25ZM112 102V101H111ZM120 102V101H119ZM118 102V103H119ZM123 102V104H125ZM159 101H157V104H159V103H162L161 101L158 103ZM164 102V101H163ZM242 102H243V100H242ZM118 103H117V105H118ZM137 103V102H136ZM180 103V102H179ZM245 103V102H244ZM248 102H246L245 104L246 105H248L247 104ZM258 103V102H257ZM116 104V103H115ZM141 104H143V103H141ZM141 104H139V108L140 107H142V105ZM146 104L147 103H144V105L146 106ZM148 104H149V102H148ZM147 104V105H148ZM152 105H150V107L151 106H153L154 104L153 103H151ZM249 104H250V102H249ZM126 105H128L127 103L125 104V106ZM141 105V106H140ZM179 105V104H178ZM183 105H185L184 103H183ZM182 105V106H183ZM236 105H237V103H236ZM124 106V107H125ZM133 106V105H132ZM136 105L134 104V107H135ZM145 106H143V109L145 108ZM159 107V105H156V107ZM162 106V105H161ZM160 106V107H161ZM181 106V107H182ZM255 106V107H256ZM1 107V106H0ZM10 107V108H11ZM13 107L11 108L12 110H13ZM116 107H119V106H116ZM121 107V106H120ZM120 107L118 108V109H120ZM149 107V106H148ZM149 107V109L150 110H152L151 112H153V109L155 108V106L152 108H150ZM157 107V108H158ZM160 107H159V109H160ZM178 107H180V106H178ZM238 107V106H237ZM252 107H254L253 105H252ZM3 108V107H2ZM128 108L130 109V107L128 106ZM133 108V107H132ZM131 108V109H132ZM135 108H137L138 109V107H135ZM157 108H156V111H157ZM182 108H186V107H182ZM251 108V109H250ZM116 109V108H115ZM126 109V110H125ZM129 109H127V107L126 108H124V113L125 114H129V113H127L126 111L128 110L129 111ZM134 109V108H133ZM146 109V108H145ZM184 109H179L178 110V112H177V110H176V113H177V117H179V119L181 120V121H183L184 122V120H185V118L188 116H185V115H183V110ZM8 110V109H7ZM113 110V109H112ZM146 110H148V109H146ZM149 110V111H150ZM162 110L164 111V107L162 108ZM11 111V110H10ZM15 111V110H14ZM14 111H12V112H14ZM15 111V112H16ZM115 111V110H114ZM113 111V112H114ZM241 111V110H240ZM250 111H247V112H250ZM256 111H258V112H256ZM263 111V110H262ZM9 112V111H8ZM141 112V111H140ZM158 112V111H157ZM160 112H162V111H160ZM160 112H158V113H160ZM185 112H188V113H186V114H189V111H187V110H185ZM120 113V112H119ZM130 113H131V110H130ZM147 114H148V112H146ZM145 113V114H146ZM242 113V112H241ZM132 114H133V112H132ZM134 114H137V113H134ZM140 114H142V112L140 113ZM143 114H144V112H143ZM146 114V115H147ZM170 114V115H169ZM185 114V113H184ZM191 114V113H190ZM189 114V115H190ZM250 116H251V113H248ZM248 114H246V115H248ZM119 115V116H118ZM117 115V112H116V117L118 116L119 118H120V114H118ZM137 115H139V114H137ZM136 115V116H137ZM163 117H164V115L166 116L167 115V113L166 114H164L163 115V112H162V114H161ZM160 115V117H162ZM243 115H244V113H243ZM248 115V116H249ZM111 116H113V115H111ZM133 115H131V114H129V117L131 118ZM144 116V115H143ZM192 115H190V117H191ZM237 116H240V114L239 113H237ZM245 116V115H244ZM248 116H245V118L242 116V118H244L245 119V121L247 120L246 118H248ZM167 117V116H166ZM165 117V118H166ZM189 117V116H188ZM187 117V118H188ZM190 117H189V119H190ZM255 117V118H254ZM52 118L54 119V118H58L57 119V123L55 122V124H54V122L52 123ZM112 118H114V117H112ZM119 118H117V120L119 121H121V118L119 119ZM123 118H125L124 120H122V121H124L125 122V124H126V122H129V118H127L128 119V121H127V119H126V117H123ZM135 118V117H134ZM165 118L163 119V120H165ZM186 118V119H187ZM192 118H193V116H192ZM191 118V119H192ZM239 119H237V123L239 122V121H242V122H244L243 121V119L242 120H240V117H238ZM260 118V119H259ZM136 119V118H135ZM137 119H139V118H137ZM189 119H187V121L189 120ZM250 119V118H249ZM250 119V120H251ZM114 120V119H113ZM115 120H116V118H115ZM167 120H168V118H166V121H164V124L165 123H169L170 122V120L167 122ZM173 120V123H174V119H172ZM239 120V121H238ZM250 120H248V121H250ZM132 121H136V120H132L131 119V121H130V123L132 122ZM138 121V120H137ZM155 122V121H157V119L156 120H152V122ZM177 121H179V120H177ZM177 121H175L176 123H177ZM180 121V122H181ZM186 121V122H187ZM191 121V120H190ZM192 121H193V119H192ZM194 121H196L195 119H194ZM248 121H246V122H248ZM123 122V123H124ZM134 122H132L131 123V125L129 124V123H127L129 126H127L128 128L130 127V126H133L134 124H136V123H138V122H136V123H134ZM242 122H239L238 123V125L240 124V123H242ZM246 122L245 123H243V124H246ZM142 123V122H141ZM140 123V124H141ZM144 123V122H143ZM156 123H158V122H156ZM156 123H152V124H155L157 127H158V125L156 124ZM172 123V122H171ZM190 122H188L187 124H189ZM194 123L195 122H193V126H195L194 125ZM197 123V122H196ZM195 123V124H196ZM236 123V122H235ZM236 123V124H237ZM54 124V125H53ZM140 124H137V126L138 125H140ZM145 124H147V123H145ZM175 124V123H174ZM174 124H172V126L174 125ZM181 124V123H180ZM179 124V127L181 126ZM186 124V123H185ZM185 124H183L182 126H183V128L184 127H186L185 126ZM186 124V125H187ZM191 124V123H190ZM189 124V125H190ZM248 125L250 124V122L249 123H247ZM246 124V125H247ZM120 125H122V122H120ZM169 125H171V124H169ZM192 125V124H191ZM198 125V124H197ZM199 125H201L200 127H203L202 126V124H199ZM242 125V124H241ZM255 126H256V124H254ZM78 126V127H77ZM123 126V125H122ZM125 127H126V125H124ZM123 126V127H124ZM141 126V125H140ZM142 126H144L143 124H142ZM160 126V125H159ZM172 126H168V124H167V126H165V127H172ZM176 126H177V124H176ZM176 126H175V128H176ZM181 126V127H182ZM242 126H245V125H242ZM118 127V126H117ZM120 127V126H119ZM164 127V126H163ZM163 127H162V129H163ZM178 127V126H177ZM188 127H192V126H188L187 125V128ZM200 127H198L197 126V128L199 129ZM254 127V126H253ZM78 128V129H77ZM133 127H131V129H132ZM134 128H136L135 127V125H134ZM133 128V129H134ZM143 128H148V126L147 127H143ZM154 128H155V126H154ZM169 128H164V130H169ZM174 128V129H175ZM186 128V129H187ZM196 128V127H195ZM238 128V127H237ZM243 128V127H242ZM250 128H252V127H250ZM122 129V128H121ZM120 129V130H121ZM125 129H127V128H125ZM125 129H123V130H125ZM130 129V130H131ZM132 129V130H133ZM137 129V131H138V128H136ZM136 129H134L133 131L134 132H137V131H135ZM149 129V128H148ZM157 129H159V127L157 128ZM156 129V130H157ZM161 129V128H160ZM161 129V132L163 131ZM171 129H173V128H171ZM171 129L169 130L170 132H172L171 131ZM181 129V128H180ZM185 129V131H182V130H179V132H183V133H185V132H188V130H191V129H194L193 127L192 128H188V130H186ZM197 129V130H198ZM203 129V128H202ZM204 129H205V127H204ZM204 129H203V131H204ZM241 129V128H240ZM115 130V129H114ZM118 130V129H117ZM120 130H118V133H119V135L120 134H122L123 135V133L125 134L123 137H125V141H126V138L128 139V141H129V138L131 137H133V136H130L129 134L127 135V137H126V132L127 133H131V132H133V131H130L129 132V130H125L126 132H119ZM122 130V131H123ZM145 130V129H144ZM150 130H151V128H150ZM167 130V131H168ZM176 130H178V128L176 129ZM196 130V129H195ZM197 130L196 131H193V132H195L194 133V135H196V133H197ZM199 130H201V129H199ZM206 130V129H205ZM238 130V129H237ZM91 131V132H90ZM140 131H143V130H140ZM174 131V130H173ZM203 131H200V132H203ZM209 131V130H208ZM238 131H240V130H238ZM251 131V130H250ZM87 132H89V135H90V133H91V135L90 136H87V137H85V135H87L88 133ZM93 132V133H92ZM133 132V133H134ZM139 132V131H138ZM144 132V131H143ZM151 133H152V131H150ZM150 132H149V135H151L150 134ZM156 132H160V131H156ZM160 132V133H161ZM170 132H166V133H170ZM178 132V131H177ZM176 131L174 132V133H177ZM190 132H192V131H190ZM190 132L188 133V134H186V136L188 137V135H190L189 137H188V139L190 138V137H192L191 135H193V132L190 134ZM207 132V131H206ZM109 133V132H108ZM110 133H112V132H110ZM109 133V136H111V138L114 136V131H113V136H112V134H110ZM116 133V137H117V132H115ZM145 133H147V131H145ZM164 133V132H163ZM163 133H161L162 135H163ZM165 133V134H166ZM174 133H172V134H174ZM199 133V132H198ZM138 134H140V132L138 133ZM141 134H142V132H141ZM161 134H158L159 136L161 135ZM171 134V133H170ZM178 134V133H177ZM201 134V133H200ZM199 134V135H200ZM203 134H207V133H203ZM240 134V133H239ZM122 135H120L121 137H122ZM132 135V134H131ZM135 137H137L138 138V136L140 137V136H142V137H144L143 136V134L142 135H138L137 136V134L135 133ZM148 135V134H147ZM146 135V136H147ZM155 135V133H153V136ZM156 135H157V133H156ZM155 135V138H156V142L158 141V140H160V137L159 136H156ZM161 135V136H162ZM199 135H197V136H199ZM208 135V134H207ZM237 135V134H236ZM240 135H242L243 136V133L242 134H240ZM244 135H245V133H244ZM250 135V134H249ZM164 136V135H163ZM167 136H169V135H166V137ZM172 136V135H171ZM171 136H169V138L171 137ZM173 136H176V135H173ZM178 136V135H177ZM185 135H184V137H186ZM129 137V138H128ZM135 137H133L134 139H135ZM142 137H140V138H142ZM179 137H180V135H179ZM184 137H183V139H184ZM208 137V136H207ZM238 137H239V135H238ZM262 137V136H261ZM120 138V137H119ZM130 138V140H132ZM145 138V137H144ZM151 138V137H150ZM150 138H145L144 140H146V139H148V142H146V143H150L149 142V140H150ZM162 138V137H161ZM193 138V137H192ZM203 138V140H205V142L204 143H206L207 144V140H208V138L206 139V137H202ZM242 138H245V137H242ZM262 138H264V137H262ZM261 138V139H262ZM87 139V140H86ZM117 139V138H116ZM115 139V137H114V140L115 141H117ZM122 139H124V138H122ZM143 139V138H142ZM141 139V140H142ZM152 139L153 140H155L153 137H152ZM151 139V145H152V147H153V144H152V140ZM158 139V140H157ZM163 139V138H162ZM168 138H166L165 139V137H164V139L163 140H166V141H168V142H166V143H164V141H162L164 144H166V145H170V144H173V143H170L171 142V140L173 139V138H171V139H168ZM193 139H195V137L193 138ZM192 139V140H193ZM198 139L200 140V136L198 137ZM210 139V138H209ZM112 140V139H111ZM138 140V139H137ZM136 140V141H137ZM174 140H176V139H174ZM180 140H182V139H180ZM179 140V138H178V140L177 141H180ZM190 140V139H189ZM211 140V139H210ZM239 140H241V139H239ZM250 140V139H249ZM263 141H264V139H262ZM262 140H261V142H259V140L257 139V141H258V145H261L263 142H262ZM121 141V140H120ZM120 141H118L117 142V144H118V146H119V148L121 147V145H120ZM143 141V140H142ZM141 141V142H142ZM170 141V142H169ZM182 141H184V140H182ZM182 141H180L179 143H184V142H182ZM200 141H202V140H200ZM198 142L199 144H200V146H202L201 145V142ZM209 141V140H208ZM247 141V140H246ZM123 142V141H122ZM131 142V141H130ZM145 142V141H144ZM193 141H191V143H192ZM195 142V141H194ZM202 142V143H203ZM211 142H212V140H211ZM124 143V142H123ZM169 143V144H168ZM178 143V145L180 146V144ZM186 143V142H185ZM188 141H187V145L186 146H188ZM190 143V144H191ZM213 143V142H212ZM247 143V142H246ZM250 143H252V141L250 142ZM254 143V142H253ZM260 143V144H259ZM84 144H85V147H87V144L91 147V149L93 150V153L94 154H96L97 156L99 155V157H97V159L95 158L94 160V164H92V167L91 168H89V166H88V162H85V159H89L90 157H88L87 156V154H89L88 153V150H89V148L87 149V148H85L84 147ZM113 144H115V143H113ZM130 144H133V142L132 143H130ZM134 144H136L135 143V140H134ZM140 144V142L138 143V144H136V145H139ZM189 144V145H190ZM194 144V143H193ZM198 144V145H199ZM256 143H254V144H251V145H255ZM264 144V143H263ZM262 144V146H264ZM129 144L127 143V144H125V146L127 147ZM141 145H142V143H141ZM148 145V144H147ZM192 145V144H191ZM209 146H210V144H208ZM208 145H203V147L204 146H208ZM212 145V144H211ZM214 145V144H213ZM212 145V146H213ZM216 145V144H215ZM244 145H245V143H244ZM246 145H248V144H246ZM113 146H115V145H113ZM134 146V145H133ZM144 146H146V144H144ZM148 146H150V145H148ZM174 146V145H173ZM178 146V147H179ZM184 145H182V147H183ZM185 146V147H186ZM211 146V147H212ZM239 146H240V144H239ZM129 147V146H128ZM165 147H168V146H165ZM171 147V148H170ZM168 149H172L173 147L172 146H170ZM189 147V146H188ZM196 147V145H194V147L193 148H195ZM203 147H201L202 149H203ZM213 147H215V146H213ZM255 147V149H257V150H260L258 147H257V145L256 146H254ZM257 147V148H256ZM261 147V146H260ZM118 148V149H119ZM122 148H124L123 146L119 149V150H121ZM141 148H142V146H141ZM149 148V147H148ZM147 148V149H148ZM150 148H151V146H150ZM176 148V147H175ZM184 148V147H183ZM183 148H181V149H183ZM190 149H192L191 148V146L189 147ZM188 148V150H190ZM207 149H208V147H206ZM210 148V147H209ZM215 148H217V147H215ZM215 148H213V149H215ZM240 148V147H239ZM262 148V147H261ZM264 148V147H263ZM262 148V149H263ZM145 149H146V147H145ZM179 149H180V147H179ZM180 149V150H181ZM204 149H205V147H204ZM218 149V148H217ZM248 150H250V148H247ZM246 149V151H248ZM252 149H253V147H252ZM255 149H253V150H255ZM84 150H87V151H84ZM114 150H115V148H114ZM114 150H113V152H114ZM142 150V149H141ZM175 151H176V149H174ZM210 150V149H209ZM216 150V149H215ZM214 150V155H215V153H216V151ZM256 150V151H257ZM175 151H173V152H175ZM177 151H178V149H177ZM183 151H185V150H183ZM206 151H208V150H206ZM112 152V153H113ZM115 152H116V150H115ZM115 152L113 153L114 154V156L116 155V157H117V154L119 153H117V154H115ZM123 152V151H122ZM182 152V151H181ZM210 151H208L207 153H209ZM218 152V154L219 153H221V152H219V150L217 151ZM244 152V151H243ZM176 153V152H175ZM178 153V152H177ZM176 153V154H177ZM182 153H184V152H182ZM252 153L254 154V151H252ZM112 154V155H113ZM120 155H122L121 154V152L119 153ZM123 154H124V152H123ZM175 154V155H176ZM178 154H180V153H178ZM186 154V153H185ZM188 154H189V152H188ZM217 154V155H218ZM222 154V153H221ZM248 154V153H247ZM250 154H251V152H250ZM252 154V155H253ZM184 155V154H183ZM241 155V154H240ZM90 156V155H89ZM123 157H125L126 156V154H124V155H122ZM177 156V155H176ZM210 156V155H209ZM216 156V155H215ZM255 156V155H254ZM87 157V158H86ZM115 157V158H116ZM127 157V156H126ZM182 157V156H181ZM181 157H179V158H181ZM184 157H186V156H184ZM183 157V158H184ZM212 157V156H211ZM217 157H220V156H217ZM246 157H250L249 156V154H248V156H246ZM253 157V156H252ZM112 158H114L113 156H112ZM119 157H117V159H118ZM175 158H178V157H175ZM242 158V157H241ZM87 159V160H88ZM108 159V158H107ZM121 159V158H120ZM123 159V158H122ZM182 159V158H181ZM180 159V160H181ZM185 159V158H184ZM114 160V159H113ZM116 160V159H115ZM124 160V159H123ZM179 160V159H178ZM183 160V159H182ZM186 160V159H185ZM185 160H183V161H185ZM244 160H247L246 158L244 159ZM92 161V160H91ZM90 161V162H91ZM125 161V160H124ZM177 161V160H176ZM182 161V162H183ZM187 161H189V160H187ZM186 161V162H187ZM128 162V161H127ZM126 162V163H127ZM124 163V162H123ZM178 163V162H177ZM183 163H185V162H183ZM128 164H130V163H128ZM127 164V165H128ZM122 165V163L119 165V166H121ZM124 166H125V164H123ZM129 166V165H128ZM126 167V166H125ZM131 167H133V168H131ZM128 168V167H127ZM127 168H126V171L125 172H127V171H129V169L127 170ZM129 168H131L130 170H132V171H134V168H135V166H130ZM92 169V170H91ZM120 170H121V168H119ZM123 169V168H122ZM93 171V172H91V173H88L89 171ZM124 171V170H123ZM121 172H122V170H121ZM120 172V173H121ZM137 172V171H136ZM136 172H134V173H136ZM76 173V175H74ZM133 173V172H132ZM127 174V173H126ZM125 174V175H126ZM140 174V173H139ZM139 174H135V176L137 177V176H139ZM118 175L116 176V177H119ZM126 176H128V175H126ZM131 176H132V174H131ZM134 176V177H135ZM144 176V175H143ZM184 176H185V174H184ZM139 177H142V175H140ZM138 177V178H139ZM142 178H146V177H142ZM185 179H186V176L184 177ZM135 180H136V178H134ZM146 180H147V178L144 180L145 181V184H146ZM137 181V180H136ZM143 181V182H144ZM182 181V180H181ZM186 181V180H185ZM93 182V181H92ZM127 182V183H128ZM183 182H184V180H183ZM131 183H132V181H131ZM136 184H137V182H135ZM133 184V183H132ZM135 185V184H134ZM138 185V184H137ZM137 185H135L136 187H137ZM148 186V185H147ZM132 187H134V186H132ZM139 187V186H138ZM138 187H137V189H138ZM146 187V186H145ZM97 188V189H96ZM147 188V187H146ZM117 190V191H118ZM128 190V191H127ZM142 190V189H141ZM146 190V189H145ZM73 191V192H72ZM136 191V190H135ZM134 191V192H135ZM138 191H140V189L138 190ZM251 191V190H250ZM119 192V191H118ZM131 192V191H130ZM137 192V191H136ZM135 192V193H136ZM142 192V191H141ZM148 192V191H147ZM252 192H254L253 190H252ZM251 192V193H252ZM72 193V194H71ZM86 193V192H85ZM109 193V194H108ZM135 193H134V195H135ZM142 193H144V192H142ZM250 193V194H251ZM91 194V195H90ZM119 194H121V193H119ZM122 194L120 195V198H121V200H119L118 202H119V204H121L120 202L122 201L123 203L121 204V205H124V207H129V208H134L133 209V214H132V218L134 219V220H138L137 221V223H139V221L141 220V221H144V222H146L147 224H145V225H147L146 227H148V225L150 224H152V222H151V220H149V218H151L152 216L149 214V213H151V211L150 212H148L147 211V207L150 205L149 203H151V204H153L152 203V198L151 197H149L150 198V201L151 202H147L149 205L148 206H146L147 204L146 203H144V202H138L142 197H144L143 195H145V193L140 197L139 195H137L136 196V198L135 199H129L130 197H128V201L126 200V201H124L123 199H122ZM137 194V193H136ZM70 195V198L68 197ZM108 195V196H107ZM134 195H132V196H134ZM129 196V195H128ZM132 196H131V198H132ZM149 196V194L147 195V197ZM256 196V195H255ZM69 198V200H71V198H72V200L69 202L67 199H65V198ZM94 197V196H93ZM93 197H89L90 199H93ZM137 197H139V200H137L136 201V199H137ZM146 197V196H145ZM114 198V199H115ZM127 198V196L124 198V199H126ZM149 198L147 199V200H149ZM62 199V201L61 202H63V204H65V205H63L62 204V206H64V208L61 206V208H60V205L61 204H58L59 202L58 201H60ZM64 199H65V202H64ZM110 199V198H109ZM113 199V200H114ZM256 199H257V197H256ZM113 200H109V201H107V202H109L110 203V201H112L113 202ZM143 201H145V199H142ZM146 200V201H147ZM91 201H93V200H91ZM115 201H116V199H115ZM254 201H258V200H255V198H254ZM60 202V203H61ZM81 202V203H80ZM98 202V200L95 202L96 204H100V202L99 203H97ZM117 202V201H116ZM116 202H115V204H116ZM80 203V204H79ZM93 203V202H92ZM102 203V202H101ZM105 202H103V204H104ZM78 204H79V206H78ZM82 204H81V206H82ZM89 204V203H88ZM94 204V203H93ZM118 204V205H119ZM254 204V203H253ZM257 204V206H259V204L258 203H256ZM107 205H109L110 206V204H108L107 203ZM107 205H105L104 204V207H106ZM112 206L114 205L113 203L111 204ZM118 205H117V208H119L118 207ZM134 205V206H133ZM154 205V204H153ZM255 205V204H254ZM96 205H94L93 207H95ZM101 206H102V204H101ZM106 207V208H108L109 210L112 208V209H114V210H116V206L114 205L113 207H115V208H113L112 206H111V208L110 207ZM155 206V205H154ZM154 206H152L153 208H154ZM251 206V205H250ZM257 206H255V208L257 207ZM34 207V208H33ZM156 207V206H155ZM252 207V206H251ZM7 208V209H6ZM60 208V209H59ZM86 208V207H85ZM96 208V210H97V208H98V206L97 207H95ZM99 208H101V207H99ZM121 208H123V206H121ZM120 208V209H121ZM128 208V209H129ZM151 207L149 206V208L148 209H150ZM153 208H151V209H153ZM157 208V207H156ZM155 208V209H156ZM254 208V207H253ZM41 209V210H40ZM45 209V210H44ZM58 209V210H57ZM104 209V208H103ZM110 210L111 212H113V210ZM150 209V210H151ZM155 209H153V211L155 210ZM247 209H248V207H247ZM38 210V209H37ZM83 210V209H82ZM93 210V209H92ZM91 210V211H92ZM95 210V209H94ZM101 210V209H100ZM106 210V209H105ZM132 210V209H131ZM255 211L256 209H252V211ZM258 210H259V207H258ZM34 211H35V213H34ZM51 211V212H52ZM98 212H99V210H97ZM97 211H95V212H97ZM104 210H102V212H103ZM117 212H120V211H124L123 209L122 210H116ZM130 211V210H129ZM152 211V212H153ZM42 212V211H41ZM51 212H48V213H46V214H48V216L51 218V216L49 215V214H51ZM77 212H78V214H77ZM86 212V213H85ZM94 212V213H95ZM97 212V213H98ZM110 212V213H111ZM127 212V211H126ZM154 212H157V210H155ZM154 212H153V214H154ZM256 212V211H255ZM80 213V214H79ZM89 213V212H88ZM107 213H109V212H107ZM115 213V217L117 216L116 215V212L114 211L113 212V214ZM122 213H125V212H122ZM128 213V215L127 216H129V212H127ZM148 213V214H147ZM158 213H160V212H158ZM158 213H156V214H158ZM250 213V212H249ZM39 214V213H38ZM41 214V213H40ZM43 214L45 215V212H43ZM54 214V213H53ZM58 214V213H57ZM56 213L54 214L55 216L57 215ZM60 214L59 215H57V217L58 216H60ZM90 214V213H89ZM113 214L111 213V216H113ZM118 214V216H119V214L121 215V212L120 213H117ZM152 214V213H151ZM152 214V215H153ZM247 214V219L248 218H250L251 216H249L248 217V213H246ZM251 214V213H250ZM1 215V214H0ZM52 215V214H51ZM94 215V214H93ZM93 215H92V217H93ZM109 215V214H108ZM124 215V214H123ZM122 215V216H123ZM148 215H150L149 216V218H148ZM161 215L162 214H160V215H155L156 216V218L159 216V217H161ZM243 215H245V214H243ZM6 217H7V215H5ZM39 216V215H38ZM41 216V215H40ZM39 216V217H40ZM47 216V215H46ZM45 216V217H46ZM47 216V217H48ZM98 216V215H97ZM105 216V215H104ZM241 216V215H240ZM1 217L3 218V216L1 215ZM0 217V218H1ZM38 217V218H39ZM53 217V216H52ZM62 217V218H63ZM86 217H88V215L86 216ZM154 217V216H153ZM163 217V216H162ZM161 217V218H162ZM2 218H1V221H2ZM41 218V217H40ZM42 218H44L43 217V215H42ZM41 218V219H42ZM50 218H47V221H45V222H47L48 223V221L50 220ZM126 218V217H125ZM128 218V220H129V222H130V217H127ZM161 218H157V220H162ZM4 219V218H3ZM21 219H23V220H21ZM28 219V218H27ZM34 219H35V217H34ZM56 219H58V218H56ZM55 218L53 219V221H50V222H54V220H56ZM94 219H95V217H94ZM116 219V218H115ZM119 219V218H118ZM117 219V220H118ZM18 220V221H17ZM36 221L35 222H37L38 223V225H39V222H42V220L41 221H39L40 219H38L37 220V217H36V219H35ZM44 220V219H43ZM46 220V219H45ZM52 220V219H51ZM108 220V219H107ZM120 220V219H119ZM118 220V221H119ZM127 220V219H126ZM126 220H124L123 218H122V222H124V224L126 223L127 225H129L128 223H127V221ZM152 220H153V218H152ZM156 220V219H155ZM156 220V221H157ZM159 220V221H160ZM163 220H165L164 218H163ZM250 221H251V219H249ZM249 220L247 221V224H248V222H249ZM0 221V223H2V222H4V221H2L1 222ZM28 221V220H27ZM84 221H86V220H83V221H81V225H82V222H84ZM93 221V220H92ZM158 221V222H159ZM32 222H33V219H32ZM56 222H55V224H56ZM95 222V221H94ZM108 222H109V227H110V223H111V220H108ZM116 222V221H115ZM144 222H140V223H144ZM161 222L164 224V222L163 221H160V225H162V227H163V224H161ZM239 222V221H238ZM47 223H45V224H47ZM86 223H87V221H86ZM133 223V222H132ZM139 223V224H140ZM153 223H154V221H153ZM155 223H157V222H155ZM155 223L153 224V226L151 225L150 227H152V228H157L156 226H155ZM6 224V223H5ZM4 224V225H5ZM30 224V223H29ZM29 224H27L28 226H29ZM32 225H33V223H31ZM42 224V223H41ZM48 224H50L51 225V223H48ZM54 224V225H55ZM118 225H121L122 226V224H119V223H117ZM134 224H136V221L134 222ZM133 224V226H135L136 228H137V226L139 227V224L138 225H134ZM141 224V225H142ZM158 224V223H157ZM165 224H166V222H165ZM164 224V225H165ZM239 224H241V222L239 223ZM245 224V223H244ZM244 224H242L241 225V228H242V226L244 225ZM1 225V224H0ZM3 225V224H2ZM7 225V226H8ZM21 225V224H20ZM35 225V224H34ZM44 225V224H43ZM78 225V224H77ZM76 225V226H77ZM80 225V226H81ZM84 225V224H83ZM82 225V226H83ZM117 225V226H118ZM140 225V226H141ZM222 225H224L225 226V224H222ZM221 225V226H222ZM16 226H18V225H16ZM27 226V227H28ZM37 226V225H36ZM42 226V225H41ZM49 225H47V227H48ZM56 226V225H55ZM55 226H53V225H51V227H49L48 229H50V228H54ZM79 226V228L80 229H82L83 227H84V229H85V226H83V227H80ZM87 226H88V224H87ZM108 226V225H107ZM113 227H114V225H112ZM166 226V225H165ZM221 226H219V227H221ZM224 226H223V229H225L226 228V226H225V228H224ZM237 226H240V225H237ZM20 227V229H22V227L23 226H19ZM30 227H31V225H30ZM62 227V228H61ZM60 228V230H62V231H65V230H63L64 228H63V226H61ZM73 227H75V226H73ZM108 227V228H109ZM130 227V226H129ZM143 227V226H142ZM234 225H233V227H230L229 228V231H230V229L231 228H233L232 229V231L234 230L235 231V229L236 228H238V227H235V229H234ZM245 229H247V226L246 225H244L243 226ZM250 227V226H249ZM5 228H6V225H5V227H3V229L5 230ZM40 229H41V227H39ZM44 228H45V226H44ZM58 229V226L57 227H55L54 229ZM75 228H78V226L77 227H75ZM88 228H89V226H88ZM93 228V227H92ZM107 228V229H108ZM135 228V229H136ZM145 228V226L143 227V229L142 228H138V229H140V231L141 230H145L144 229ZM163 228H165V227H163ZM244 228H242L241 230L242 231H245V233L248 235V233H250V236L249 237H252L251 236V234L254 232V230H253V228H252V233L251 232H249L250 230H249V228H248V230H247V232H246V230H243ZM7 229V228H6ZM19 229V230H20ZM35 229H37V228H35ZM40 229H38V231L36 232V230H34V232H36L37 234H38V232H39V230ZM47 229V228H46ZM67 229V228H66ZM70 229V228H69ZM84 229H82V230H84ZM132 229V228H131ZM135 229H133L134 231H135ZM149 229V228H148ZM148 229H146V230H148ZM154 229V230H155ZM222 229V230H223ZM227 229V228H226ZM26 230V229H25ZM28 230V229H27ZM30 230V232H31V230L32 229H29ZM28 230V231H29ZM52 229H50V232H52L51 231ZM89 230V229H88ZM99 230V229H98ZM110 230H113V228L111 227L110 228ZM110 230H109V232H110ZM153 229H151V231H152ZM153 230V231H154ZM161 230V229H160ZM159 229H158V232L160 231ZM228 230V229H227ZM238 230H240L239 228H238ZM256 230V229H255ZM259 230V229H258ZM21 231V230H20ZM24 230L22 229V232H23ZM41 231H43V227H42V230ZM54 231V230H53ZM56 231V230H55ZM58 231H59V229H58ZM68 231V230H67ZM71 231H75L74 229H71ZM71 231H69V233L67 232V233H65V232H63V234L65 233V234H67L68 235V237L66 236L65 237V239L63 238V236L64 235H62L61 233L62 232H59L61 235H62V239L63 240H67L66 238H69V242H71V241H73V240H76V242L75 241H73L74 243V245L75 246H77L76 245V243L78 242V241H80L81 240V235H80V237H78L79 235H77V234H75V237L77 236L78 238H80L78 241H77V239L78 238H76V239H74L73 238V240H71L70 239V237H69V235L72 233ZM77 231V233H78V231L79 230H76ZM100 231V230H99ZM102 231V230H101ZM100 231V232H101ZM136 231H138L137 229H136ZM163 231H164V229H163ZM162 230L160 231V232H163ZM225 231V230H224ZM17 232V231H16ZM19 232V231H18ZM21 232V233H22ZM33 232V231H32ZM31 232V233H32ZM33 232V233H34ZM71 232V233H70ZM87 232V231H86ZM89 232V231H88ZM95 232V231H94ZM99 232V233H100ZM103 232V231H102ZM101 232V233H102ZM112 232V231H111ZM155 232V231H154ZM157 232V230H156V233H158ZM236 233H238V232H240L242 235H243V233L241 232V231H235ZM256 232V231H255ZM260 232H261V230H260ZM3 233H7V232H0V235H1V237H3L4 235H2ZM15 233V232H14ZM24 233H26V231H24L23 232V234ZM47 233H49V230L47 231ZM81 232L79 231V234H80ZM83 233V232H82ZM84 233H85V230H84ZM89 233H92V232H89ZM89 233H87L86 235H87V237H88V235H89ZM107 233V232H106ZM105 233V231H104V235L106 234ZM227 233V232H226ZM229 233H233V232H229ZM240 233H238V236H240L239 234ZM8 234V233H7ZM7 234H6V236H7ZM18 234H20V232L18 233ZM27 234V233H26ZM36 234V235H37ZM43 235L45 234V233H42ZM49 234H51V233H49ZM60 234H57L58 236H60ZM159 234V233H158ZM234 234V233H233ZM245 234V235H246ZM39 235V234H38ZM56 235V232L54 233V235L52 234V236H54V237H56L55 236ZM72 235H73V233H72ZM72 235H70L71 237H73ZM83 235V234H82ZM95 235V234H94ZM94 235H92V236H94ZM100 234H98L97 236L98 237H100L99 236ZM109 235V234H108ZM107 234H106V236L109 238V236H108ZM229 235V234H228ZM232 234H230V236H231ZM235 236H236V234H234ZM254 235V234H253ZM257 236L259 235V234H256ZM16 236V235H15ZM21 236H22V234H21ZM21 236H20V238H21ZM23 236H25V235H23ZM44 236H46V235H44ZM102 236V235H101ZM234 236V237H235ZM244 236V235H243ZM16 237H19V235L18 236H16ZM26 237V236H25ZM24 237V238H25ZM30 238H31V235L29 236ZM28 237V238H29ZM35 237H38V236H35ZM47 237H49V236H47ZM83 237V236H82ZM87 237L85 238L84 237V239L85 240H87ZM247 237V236H246ZM245 237V238H246ZM248 237V238H249ZM256 237V236H255ZM27 238V237H26ZM30 238H29V240H30ZM38 238H41V237H38ZM60 238V237H59ZM59 238H58V240H59ZM60 238V239H61ZM89 239L87 240V241H90V235H89V237H88ZM105 238V237H104ZM231 238H232V236H231ZM241 238V237H240ZM244 238V237H243ZM264 238V237H263ZM8 239V238H7ZM17 239V238H16ZM32 240H33V238H31ZM42 239H43V237H42ZM41 239V240H42ZM44 239H48V238H44ZM50 239H51V236H50ZM49 239V240H50ZM52 239H53V237H52ZM51 239V240H52ZM61 239V240H62ZM94 241H93V246H94V253L93 252H90L91 250H89L88 252H87V249L85 248V247H83L82 245L84 244L85 246H87V244H86V242H84V243H82V249L83 248H85V250L86 251H84V249H83V255H86V256H83V257H85L86 259H87V256L89 255V252H90V254L92 253V254H95V250H96V254H97V252H99V253H101V254H103L102 252H104V250H102V249H100V246H101V248L102 247H104V245L106 246V244H103V243H101V244H103V245H101L100 244V240H99V238H98V240H97V238L94 236L93 238H92ZM235 239H236V237H235ZM234 239V242L236 241ZM239 239V238H238ZM242 239V238H241ZM240 239V240H241ZM247 239V238H246ZM260 239V238H259ZM4 240V239H3ZM2 240V241H3ZM5 240H6V238H5ZM5 240H4V242H5ZM26 240H28V239H26ZM48 241V242H57L56 240H57V238L55 239V241ZM59 241L60 242V246H63V245H66L67 243H68V241H67V243L65 242V241H63V242H65V243H63L62 241ZM105 240H106V238H105ZM244 240V239H243ZM262 240V242L264 243V241H263V239H261ZM15 241V240H14ZM20 241H22V240H20ZM34 241L36 242V241H40V240H35L34 239ZM45 241V240H44ZM43 241V242H44ZM47 241H45L43 244H45V243H47ZM84 241V240H83ZM110 241V240H109ZM163 243H166V242H164V240H161ZM238 242H239V240H237ZM242 241V240H241ZM248 241V240H247ZM251 241V240H250ZM32 242V241H31ZM34 242V243H35ZM62 242V243H61ZM81 242L82 241H80V242H78V243H80L81 244ZM102 242H105L104 240L102 241ZM160 242V241H159ZM159 242H157L158 244H159ZM243 242V241H242ZM257 242H260V240L259 241H257ZM1 243H3V242H1ZM38 243V242H37ZM53 243V244H54ZM107 243V242H106ZM246 242H244L243 244H245ZM248 243V242H247ZM249 243H251V242H249ZM262 243V244H263ZM18 244H20V242L18 243ZM17 244V245H18ZM56 244H58V242L56 243ZM69 244H71V243H69ZM161 244V243H160ZM159 244V245H160ZM237 244H239V243H237ZM240 244H242L241 242H240ZM260 243H258V245H259ZM30 245H31V243H30ZM33 245V244H32ZM42 245V244H41ZM90 245H91V241H90ZM90 245H88V246H90ZM158 245V246H159ZM165 245H167V243L165 244ZM165 245H160L159 247L161 248L162 246H164L165 247ZM252 245V244H251ZM256 245V244H255ZM264 245V244H263ZM2 246H4V245H1L0 246V248L2 247ZM19 246H20V248H22V250H23V247L21 246V244L20 245H18L17 247H18V249H19ZM24 246V245H23ZM69 246V248L72 246V245H67V247ZM80 245H78V251H79V248L81 247H79ZM156 246H157V244H155V248H153V249H155L156 250ZM158 246H157V250L159 251V249H158ZM10 247V246H9ZM27 247V246H26ZM32 247V246H31ZM30 247V248H31ZM92 249H93V247H92V245L90 246ZM90 247H89V249H90ZM163 247V248H164ZM260 247V246H259ZM3 248V247H2ZM6 248V251H7V247H5ZM4 248V249H5ZM11 248V247H10ZM15 248V247H14ZM29 248V249H30ZM62 248V247H61ZM64 248V247H63ZM65 248H66V246H65ZM64 248V250H67V249H65ZM106 248H107V246H106ZM105 248V249H106ZM163 248H161L162 250H163ZM25 249H28V248H25ZM71 249V248H70ZM73 250H74V247L72 248ZM77 249V248H76ZM75 249V250H76ZM104 249V248H103ZM161 249H160V251H161ZM263 249V248H262ZM10 249H8V251H9ZM17 250V249H16ZM20 250V249H19ZM16 251V253H18V252H22V250H20V251ZM31 250V249H30ZM33 250V249H32ZM72 250V251H73ZM75 250H74V253L73 254H69V253H71L70 252V250L69 251H64V252H66L67 254H66V259H67V256L68 255H73V257L75 256V259L74 258H71V260H69L70 262H68V259L70 258V257H72V256H68L69 258L67 259V262H68V264H70L71 263V261H72V259H73V261H74V263L75 262H78L77 260L80 258V254L78 255V253L76 254V255H74L75 254ZM80 250H81V248H80ZM102 250V251H101ZM108 250V249H107ZM5 251V250H4ZM5 251V252H6ZM29 251V250H28ZM77 251V250H76ZM93 251V250H92ZM101 251V252H100ZM158 251H155V253H159ZM263 251V250H262ZM261 251V252H262ZM10 252H11V250H10ZM29 252H31V251H29ZM69 252V253H68ZM80 252V251H79ZM87 252V253H86ZM107 252H109V251H107ZM153 252H154V250H153ZM260 252V251H259ZM259 253V254H261L262 255V257H263V253L264 252H262V253ZM1 253H2V249H1ZM4 253V252H3ZM9 253V252H8ZM80 253H82V252H80ZM86 253V254H85ZM104 253H106V251L104 252ZM5 254V253H4ZM88 254V255H87ZM100 254V256L99 255H97V257L99 256V257H101L102 255ZM151 254H152V252H151ZM11 255H12V253H11ZM21 255V257L22 256H24L25 254H20ZM20 255H19V257H20ZM105 257H106V255L105 254H103ZM111 255H112V253H111ZM110 255V256H111ZM148 255V254H147ZM154 255H156V254H154ZM6 256H8V255H6ZM27 256H29V254H27ZM33 256H34V253H33ZM77 256H79V258L77 257ZM90 256H93V255H90ZM152 256V255H151ZM2 257H5V255L3 256V254H2V256H1V259L0 260H2ZM11 257V256H10ZM9 257V258H10ZM16 257H17V255H16ZM24 257H26V256H24ZM65 257H64V259H65ZM82 256H81V258H83ZM98 257V258H99ZM108 257V256H107ZM104 258V260L106 259H108V258ZM114 256L112 255V258H113ZM8 258V257H7ZM6 258V259H7ZM13 258V257H12ZM12 258H10V259H12ZM33 258V257H32ZM31 258V259H32ZM40 258H42V257H40ZM76 258H77V260H76ZM80 258V259H81ZM84 258V259H85ZM89 258V257H88ZM95 258V257H94ZM102 258H103V256H102ZM102 258H101V260L99 259H97L98 261L96 262V261H94L93 263H98V262H102L103 260H102ZM109 258H111V257H109ZM111 258V259H112ZM146 258L147 259H150V258H148L147 256H146ZM153 258V257H152ZM154 258H155V256H154ZM5 259V260H6ZM31 259H29L28 260V262H31ZM39 259V258H38ZM44 259V258H43ZM65 259V260H66ZM80 259H79V261H80ZM91 259V258H90ZM114 259V260H113ZM112 260L113 261H115V258H113ZM147 259H146V261H147ZM21 261H22V258L20 259ZM33 260H36V259H33ZM46 260V259H45ZM81 260H83V259H81ZM87 260H89V259H87ZM92 260V259H91ZM154 260V259H153ZM151 261L152 263L154 262V261ZM156 260V259H155ZM9 261V260H8ZM8 261H6L5 262V264H8ZM12 261V260H11ZM17 261V260H16ZM16 261H15V263H16ZM24 261V260H23ZM27 261V260H26ZM26 261H24V263L26 262ZM37 261V260H36ZM41 261H42V259H41ZM44 261V260H43ZM49 261V260H48ZM73 261H72V263H73ZM90 261V260H89ZM108 261V260H107ZM109 261H111V260H109ZM112 261V262H113ZM150 261V260H149ZM2 262V261H1ZM0 262V263H1ZM3 262H4V258H3ZM19 262V261H18ZM39 263H37V264H42V262L40 263V261H38ZM47 262V261H46ZM82 261H80V263H81ZM141 262H142V260H141ZM35 263V262H34ZM52 263V262H51ZM71 263V264H72ZM90 263H92V262H90ZM107 262L105 261V263L104 264H106ZM117 263V262H116ZM144 262H142V264H143ZM147 263V262H146ZM149 264H150V262H148ZM10 264V263H9ZM21 264V263H20ZM25 264H27V262L25 263ZM33 264V263H32ZM36 264V263H35ZM44 264V263H43ZM46 264V263H45ZM49 264H50V261H49ZM99 264V263H98ZM101 264V263H100ZM109 264V263H108ZM111 264V263H110ZM145 264V263H144Z\"/></svg>",
  "mask_w": 264,
  "mask_h": 264
}]
</instances>
